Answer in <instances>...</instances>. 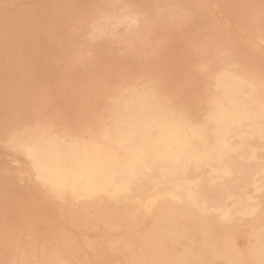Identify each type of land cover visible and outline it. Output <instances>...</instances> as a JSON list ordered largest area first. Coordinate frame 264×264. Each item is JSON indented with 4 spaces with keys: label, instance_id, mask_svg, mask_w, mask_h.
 <instances>
[{
    "label": "rangeland",
    "instance_id": "374dc122",
    "mask_svg": "<svg viewBox=\"0 0 264 264\" xmlns=\"http://www.w3.org/2000/svg\"><path fill=\"white\" fill-rule=\"evenodd\" d=\"M0 0V43L4 41L6 45L2 42L0 44V264H168L166 261H170L176 259L181 253L187 251L192 253L194 256L200 255L202 249L204 250V244L199 243L203 240H206L205 248L209 249L213 246L218 247L222 254L224 255V259L213 260L212 262H208V264H227L228 261H238L240 264H257L255 261V257L257 253H259L260 243L259 238L260 235L263 234L264 228V206H262L257 218H251L241 221L237 223L239 225H233L227 230L221 231L218 235L214 237L205 238L206 232L204 227H198L195 229L194 235L197 243L192 245L193 243L188 242L185 239H182L178 242H174L172 240H167L166 237L161 236L159 233L153 232L155 229V223L157 220L159 210L153 209L154 211H150L149 213H145V210L142 207L136 208L135 211L129 212L123 207H119L118 209L109 212L108 219L95 220L93 216L88 217L89 219H84L79 214L77 215V209L80 206V203L73 201H63L60 199L54 192L50 190L47 184L43 183L40 178H38L39 173L34 170V166L32 161L28 159L24 153L19 150V141L21 140H32L34 138H43V136L56 137L59 139L69 140V141H79V142H90L95 141L98 138V134L100 128H112L113 123L109 120V112H111V108L119 106L117 100L120 102V105L128 100L132 94L138 92H143L148 94L149 98L159 100L160 105L165 109V111L175 117H182L185 119H194L196 117H201L204 114L208 104L212 100V98L219 97L221 95L220 88V79L223 75L230 74L233 71L236 77H242L240 79H247V86L244 88L246 93L250 90V86H260L264 90V1L263 0ZM58 1V2H57ZM65 1V2H64ZM101 1V2H100ZM112 1V2H111ZM180 1L181 3H179ZM41 4H40V3ZM62 2V4H61ZM80 2V3H77ZM83 2V3H82ZM88 2V3H87ZM90 2V4H89ZM98 4H96V3ZM120 2V4H119ZM146 2H149L146 4ZM154 2V3H153ZM161 3L162 7L160 4ZM163 2V3H162ZM176 2V3H175ZM178 2V3H177ZM199 2V3H198ZM202 2V3H201ZM213 2V3H212ZM221 4H220V3ZM235 2V3H234ZM238 2V3H237ZM257 2V3H255ZM260 2V4H259ZM36 3V4H35ZM51 3V4H50ZM60 3V5L55 4ZM94 3V4H93ZM100 3V4H99ZM153 3V4H152ZM167 3V5H166ZM191 3V4H190ZM225 3V4H224ZM254 3V4H252ZM45 4V5H44ZM81 4V5H79ZM90 6H88V5ZM118 4V5H117ZM137 4V6H136ZM146 4V5H145ZM149 4V5H148ZM165 4V5H164ZM172 4V5H171ZM187 4V5H186ZM193 4V5H192ZM248 4V5H247ZM40 5V6H39ZM64 5V6H63ZM79 5V6H78ZM84 5V6H83ZM101 5V7H100ZM105 5V6H104ZM111 5V6H110ZM121 7H120V6ZM124 5V7H123ZM157 5V6H156ZM164 5V6H163ZM170 5V7L168 6ZM175 5V6H174ZM178 5V6H177ZM201 7H199V6ZM232 5V7H231ZM236 5V6H235ZM242 5L244 8H242ZM252 5V6H251ZM257 5V6H255ZM260 5V6H259ZM48 6V7H47ZM51 6V7H50ZM53 6V7H52ZM57 6V7H56ZM78 6V7H77ZM107 6V7H106ZM182 8H181V7ZM186 6V7H185ZM222 6V7H221ZM227 6V7H226ZM71 7V9H70ZM89 7V8H88ZM99 7V9H98ZM103 7V8H102ZM142 7V9H141ZM165 7V8H163ZM167 7V8H166ZM193 7V9H192ZM230 7V8H229ZM241 7V8H240ZM246 7V8H245ZM18 8V11H17ZM61 8V9H59ZM64 8V9H63ZM109 8V10H108ZM117 8V9H116ZM122 8V9H121ZM126 8V11L124 9ZM159 8V9H157ZM170 8V9H169ZM174 8V9H172ZM178 8V9H177ZM188 8V9H185ZM211 8V9H210ZM217 8V10H216ZM226 10H224V9ZM252 8V9H251ZM257 8V12H256ZM45 9V10H44ZM54 11H53V10ZM97 9V10H96ZM105 9V10H104ZM116 9V10H115ZM156 9V10H155ZM164 9V11H163ZM170 11H166V10ZM182 9V10H181ZM237 9V10H236ZM242 9V10H240ZM248 9V10H247ZM138 10V12H137ZM158 10V11H157ZM177 10V14L174 11ZM200 10V11H199ZM202 10V12H201ZM207 10V11H206ZM212 10V11H211ZM230 10V12H228ZM245 11V13L242 11ZM252 10V11H251ZM20 11V12H19ZM25 11V12H24ZM72 11V12H71ZM97 11V12H96ZM105 11V12H103ZM160 11V12H159ZM179 11V12H178ZM183 11V13H182ZM225 11V12H224ZM247 11V12H246ZM251 11V12H250ZM25 15L23 17L22 15ZM87 12V13H86ZM125 12V14H124ZM165 12V13H164ZM172 12V14L170 13ZM181 12V13H180ZM187 12V14H186ZM192 14H189L191 13ZM220 12V13H219ZM237 12V13H236ZM263 14H261V13ZM25 13V14H24ZM27 13V14H26ZM58 13V14H57ZM63 13V14H62ZM82 13V14H79ZM104 13V14H102ZM111 13V14H110ZM145 13V14H144ZM150 13V14H149ZM167 13V14H166ZM175 13V14H174ZM207 13V14H206ZM216 13V14H215ZM219 13V14H218ZM248 13V14H247ZM260 13V14H259ZM17 14V15H16ZM20 14V15H19ZM72 14V15H70ZM79 14V15H78ZM85 14V15H84ZM118 14V16H117ZM124 14V15H123ZM128 14V15H126ZM136 14V15H135ZM149 14V15H148ZM159 14V15H158ZM165 14V16H163ZM187 16H186V15ZM202 14V16H201ZM228 14V15H227ZM238 14V15H237ZM250 14V15H249ZM17 17H14V16ZM19 15V16H18ZM22 15V16H21ZM28 15V16H26ZM33 15V16H32ZM57 15V16H56ZM100 15V16H99ZM103 19H102V16ZM109 15V16H108ZM113 15L116 18H114ZM134 15V16H133ZM178 15V16H176ZM197 15V16H195ZM206 15V16H205ZM223 15V16H221ZM226 15L227 17H225ZM232 15V17H231ZM242 15V16H241ZM33 18H32V17ZM35 16V17H34ZM55 16V17H52ZM60 16V18H59ZM67 16V17H65ZM78 16V17H77ZM87 16V17H86ZM123 16V17H122ZM127 18H126V17ZM159 16V17H158ZM167 16V17H166ZM186 16V17H185ZM202 18H199V17ZM212 16V17H211ZM215 16V17H214ZM251 16V17H250ZM257 16L255 19L254 17ZM63 17V18H62ZM73 17V18H72ZM82 17V18H81ZM125 17V18H124ZM139 17V18H138ZM150 17V18H149ZM153 17V18H152ZM176 17V18H175ZM182 17V18H181ZM189 17V18H188ZM209 17V18H208ZM217 17V18H216ZM223 17V18H221ZM17 18V19H16ZM20 20L18 21V19ZM31 18V19H29ZM55 18V19H54ZM74 19L72 23L69 20ZM112 18V19H111ZM122 18V19H121ZM171 20H170V19ZM175 18V19H174ZM197 18V19H196ZM199 18V19H198ZM212 18V20H210ZM226 18V19H225ZM254 19L250 20V19ZM261 18V20L259 19ZM263 18V20H262ZM15 19V20H14ZM26 19V20H25ZM36 19V22H35ZM53 21H52V20ZM92 19V20H91ZM95 19V20H94ZM99 19V20H98ZM102 19V20H101ZM119 19V21H117ZM125 19V20H123ZM127 19V20H126ZM131 19V21H130ZM157 19V20H156ZM178 19V20H176ZM214 19V20H213ZM216 19V21H215ZM223 19V20H222ZM225 19V20H224ZM234 21H233V20ZM17 20V21H16ZM59 20V22L57 21ZM66 20V21H65ZM76 20V21H75ZM88 20V21H87ZM104 20V21H103ZM115 20V21H114ZM129 20V21H128ZM143 20V21H142ZM145 20V22H144ZM164 20V21H163ZM168 20V21H167ZM175 20V21H174ZM229 20V21H228ZM22 21V22H21ZM25 23H24V22ZM29 21V22H28ZM34 23H32V22ZM56 21V23H54ZM63 21L65 23H63ZM67 21L69 22L67 24ZM85 21V22H84ZM98 21V22H97ZM100 21V22H99ZM111 21V22H110ZM113 21V22H112ZM175 23H174V22ZM184 21V22H183ZM189 21L191 23H189ZM195 21V22H193ZM227 21V22H226ZM236 21V22H235ZM244 21V22H242ZM262 21V23H261ZM38 22V23H37ZM48 24H47V23ZM87 22V23H86ZM97 22V24H96ZM104 22V23H103ZM115 22V23H114ZM118 22V23H117ZM133 22V23H131ZM143 22L142 26L140 25ZM148 22V23H147ZM162 22V23H160ZM172 22V23H171ZM177 22V24H176ZM181 22V23H180ZM208 24H207V23ZM235 22V23H234ZM21 23V25H20ZM30 23L32 25H30ZM81 25H80V24ZM94 27H92L93 25ZM114 23V24H113ZM121 23V24H120ZM123 23V24H122ZM136 25L134 26V24ZM164 23V24H163ZM170 23V24H168ZM189 23V24H188ZM216 23V24H213ZM221 23V24H220ZM225 23V24H224ZM227 23V25H226ZM229 23V24H228ZM247 23V24H246ZM261 25H260V24ZM24 24V25H23ZM29 24V25H28ZM50 24V25H49ZM64 24V25H62ZM66 24V25H65ZM85 24V25H84ZM91 24V25H90ZM100 24V25H98ZM105 24V25H104ZM109 24V26H108ZM126 24V26H125ZM131 24V25H130ZM166 24V25H165ZM178 27H175L176 25ZM187 24V25H185ZM192 24V25H191ZM199 24V25H198ZM212 24V25H211ZM219 24V25H218ZM224 24L222 27L221 25ZM235 24V26H234ZM252 24V25H251ZM28 27H25V26ZM36 25V26H35ZM38 25V26H37ZM45 25V26H44ZM97 25V28H96ZM111 25V26H110ZM119 25V26H118ZM134 27H133V26ZM153 25V26H152ZM206 25V26H205ZM233 25V26H231ZM240 29H238V27ZM244 27H243V26ZM250 25V26H249ZM256 25V26H255ZM22 28V32L18 29ZM30 26V27H29ZM33 26H35L33 28ZM73 26V27H72ZM99 26V27H98ZM119 27V30L117 27ZM125 26V27H124ZM150 26V27H149ZM160 26V27H157ZM182 26V27H181ZM203 26V27H202ZM219 26V27H218ZM225 26V27H224ZM229 26V28H228ZM249 28H248V27ZM38 27V28H37ZM82 27V28H81ZM108 30H106L105 28ZM127 28L126 32L124 31ZM139 27V29L137 28ZM144 30H143V28ZM181 27V28H180ZM188 27V28H187ZM207 27V28H206ZM210 27V28H209ZM246 27L248 29H246ZM259 27V28H258ZM27 28V29H25ZM33 28V29H32ZM47 28V29H45ZM68 28V29H67ZM121 28V29H120ZM129 28V29H128ZM134 30H133V29ZM140 28L142 29L141 34ZM147 28V29H146ZM157 28V29H156ZM166 28V29H165ZM195 28V29H194ZM202 28V29H201ZM205 28L207 30H205ZM214 28V29H212ZM220 28V29H219ZM235 30H233V29ZM37 29H39L37 31ZM97 29V30H96ZM137 29V30H136ZM156 29V30H155ZM159 29H161L159 31ZM172 29V30H171ZM194 29V30H193ZM204 29V30H203ZM230 29V30H229ZM260 29V31H259ZM262 29V32H261ZM15 30V31H14ZM30 30V31H29ZM34 30V33H33ZM71 30V31H70ZM84 30V31H83ZM99 30V31H98ZM130 30V31H129ZM136 30V31H135ZM185 30V31H184ZM212 30V33H211ZM214 30V32H213ZM241 30V31H240ZM248 33H247V31ZM37 31V32H36ZM48 31V32H45ZM91 31V32H90ZM95 31V32H94ZM105 31V32H104ZM110 31V32H107ZM133 31V32H132ZM138 31V33H137ZM156 31V32H155ZM172 31V32H171ZM181 31V32H180ZM196 31V32H195ZM201 31V32H200ZM204 31V32H203ZM206 31V32H205ZM222 31H224L222 33ZM233 31V32H232ZM12 32V33H10ZM19 32V33H18ZM53 32V33H52ZM55 32L58 34L56 35ZM71 32V33H69ZM85 32V33H84ZM89 32V33H88ZM96 34H94V33ZM104 32V33H101ZM114 32V33H113ZM118 32V33H117ZM132 32L134 35H131ZM135 32V33H134ZM159 32V33H158ZM162 32V33H161ZM164 32V33H163ZM168 32V33H167ZM176 32V33H175ZM210 32V33H209ZM215 32H217L215 34ZM14 33V36H13ZM22 35H21V34ZM28 35V38H24V35ZM38 33V34H37ZM82 33V34H81ZM98 33V35H97ZM109 33V34H106ZM113 33V36H112ZM116 33V35H115ZM174 33V35H173ZM180 33V34H179ZM186 33V34H185ZM191 33V35H190ZM209 33V34H208ZM220 33V34H219ZM227 33V34H226ZM255 33V34H254ZM256 33L258 35H256ZM260 33V34H259ZM10 34V35H9ZM12 34V35H11ZM33 34V35H32ZM51 38H50V36ZM55 34V35H54ZM71 34V36L69 35ZM75 34V37L74 35ZM77 34V35H76ZM83 34H86L83 36ZM101 34V35H100ZM123 34V35H122ZM126 34V36H125ZM162 34V35H161ZM168 34V35H167ZM237 34V35H236ZM240 34V35H239ZM25 35V37H26ZM36 36V38L34 37ZM45 35V36H43ZM91 35V36H90ZM94 35V39L92 40ZM97 35V36H96ZM104 35V36H103ZM115 35V37H114ZM142 36L140 39L139 36ZM166 35V36H165ZM177 35V36H176ZM188 35V36H187ZM200 35V37H199ZM214 37H212V36ZM253 35V36H252ZM19 36V37H18ZM30 36V37H29ZM33 36V37H32ZM43 36V37H42ZM55 36V37H54ZM60 36V37H59ZM78 36V37H77ZM83 36V37H81ZM90 36V37H89ZM101 36V37H100ZM109 36V37H107ZM132 36V37H131ZM134 36V37H133ZM144 36V37H143ZM168 36V37H167ZM195 36V38H193ZM222 36V37H221ZM248 36L251 38L249 39ZM259 36V38H258ZM6 37V38H5ZM8 37V38H7ZM13 37V38H12ZM16 40H15V38ZM21 37V39H20ZM32 37V38H31ZM45 37V38H44ZM59 37V38H58ZM75 40H73V38ZM77 37V38H76ZM87 37V38H85ZM104 37L105 40H104ZM112 37V40H111ZM117 37V38H116ZM126 37V38H125ZM136 37V38H135ZM188 37V38H187ZM221 37V38H219ZM11 38V39H10ZM23 38V39H22ZM41 38V39H40ZM55 38V40H53ZM58 38V39H57ZM79 38V39H78ZM81 38V40H80ZM91 38V39H90ZM97 38V39H96ZM140 40H139V39ZM175 38V39H174ZM209 38V39H207ZM210 38L213 40H210ZM219 42H218V39ZM249 40H248V39ZM263 38V39H262ZM5 39V40H4ZM8 39V40H7ZM14 39L17 42L11 41ZM26 39V40H25ZM153 41H152V40ZM161 41H160V40ZM182 39V40H180ZM197 39V41H196ZM216 39V41H215ZM22 40V44H21ZM31 40V41H30ZM49 40V41H48ZM71 40V41H70ZM91 40V41H90ZM104 40V41H103ZM154 43H152L151 41ZM178 40V41H177ZM186 40V41H185ZM209 40V41H207ZM252 40V41H251ZM259 42H258V41ZM6 41V42H5ZM53 41V42H52ZM56 41V42H55ZM70 41V42H69ZM81 41H83L81 43ZM86 41V42H85ZM107 41V42H105ZM131 41V42H129ZM164 41V42H162ZM180 41V42H179ZM204 41V44H203ZM213 41V42H212ZM237 41V43H236ZM251 41V42H249ZM261 41V42H260ZM27 42V43H25ZM36 42V43H35ZM48 42V43H47ZM78 42V43H77ZM99 42V43H97ZM105 42V44H104ZM118 42V43H117ZM162 42V43H161ZM170 42V43H169ZM173 42V44H172ZM177 42V45H176ZM198 42V43H197ZM210 42V43H208ZM249 42V43H248ZM254 42V43H253ZM7 43L10 45H7ZM12 43V44H11ZM20 43V44H19ZM34 43V44H32ZM63 43V44H62ZM76 43V44H75ZM88 43V44H87ZM89 46H85L86 45ZM94 43V45H93ZM113 43V44H112ZM128 45L126 46L125 45ZM129 43V44H128ZM149 44V45H146ZM152 43V44H151ZM195 43V44H194ZM212 43V44H211ZM214 43V44H213ZM219 43V45H218ZM222 43V45H220ZM246 43V44H245ZM251 43V44H250ZM44 44V45H43ZM103 44V45H102ZM110 46H109V45ZM117 44V45H116ZM142 44V45H141ZM162 44V45H160ZM193 44V45H192ZM201 44V45H200ZM206 44V45H205ZM211 44V45H209ZM236 44V45H235ZM240 44V45H239ZM257 44V45H256ZM17 45V46H16ZM28 45V46H27ZM51 45V46H50ZM98 45V46H97ZM112 45V46H111ZM116 45V46H115ZM152 45V46H151ZM155 45V47L153 46ZM159 47H158V46ZM167 45V46H166ZM248 45V46H247ZM251 45V46H249ZM14 46L16 53H14ZM26 46V47H25ZM54 46V47H53ZM56 46V47H55ZM81 46V47H80ZM142 46V47H141ZM149 46V49H147ZM170 46V47H169ZM176 46V47H175ZM180 46V48L178 47ZM183 46V47H182ZM204 46V47H203ZM213 46V47H212ZM218 46V47H216ZM2 47V48H1ZM9 47V49H8ZM17 47H19L17 49ZM99 47V48H98ZM108 47V48H107ZM118 47V48H117ZM127 47V48H125ZM140 47V48H139ZM153 47V48H152ZM168 48V51L166 48ZM186 47V48H185ZM208 47V48H207ZM213 50H212V48ZM254 47V48H252ZM257 47V48H256ZM13 50L11 51V49ZM27 48V49H26ZM57 48V49H56ZM82 48V49H81ZM112 48V49H111ZM114 48V49H113ZM139 50L137 51L136 50ZM139 48V49H138ZM142 48V49H141ZM165 48V49H164ZM175 48V49H174ZM179 48V49H178ZM226 48V49H225ZM5 49V50H4ZM21 49V50H20ZM29 49V50H28ZM78 49V50H77ZM99 49V52H98ZM128 49V50H127ZM131 49V50H130ZM135 49V50H134ZM146 49V50H145ZM158 49V50H157ZM163 49V50H162ZM170 49V50H169ZM177 49V50H176ZM212 51H210V50ZM217 50V51H214ZM225 49V50H224ZM2 50V52H1ZM53 50V51H52ZM58 50V51H57ZM116 50V51H115ZM142 50V51H141ZM145 50V51H144ZM152 50L154 52H152ZM155 50L157 51L155 53ZM163 52H161V51ZM182 50V52H181ZM236 50V51H235ZM257 50V51H256ZM259 50V51H258ZM14 51V52H13ZM55 51V53H54ZM74 51V52H73ZM96 51V52H94ZM101 51V52H100ZM129 51V53H127ZM132 51V53H131ZM135 51V52H134ZM151 51V52H150ZM174 51V53H173ZM206 51V53H205ZM240 51V52H239ZM9 52V53H8ZM42 52V53H41ZM90 52V54H89ZM104 52V53H103ZM138 52V53H136ZM146 52V53H145ZM148 52V53H147ZM165 52V54H164ZM180 52V53H179ZM188 52V53H187ZM193 52V53H192ZM213 52V53H212ZM220 52V53H217ZM222 52V53H221ZM230 52V53H228ZM11 53V55H9ZM19 53V55H18ZM23 53V54H22ZM26 56H25V54ZM45 53V54H44ZM48 53V54H47ZM50 53V55H49ZM57 53V54H56ZM65 53V54H64ZM84 53V54H83ZM88 53V55L86 54ZM92 53V54H91ZM97 55H96V54ZM109 53V55H108ZM118 58H114L116 56ZM120 53V54H119ZM127 53V54H126ZM136 53V54H135ZM161 53V54H160ZM179 53V54H177ZM248 53V54H247ZM7 54V56H6ZM28 54V55H27ZM32 54V55H31ZM95 56H94V55ZM101 54V55H100ZM119 54V56H118ZM126 56H124V55ZM131 54V55H130ZM134 54V55H133ZM144 54V55H143ZM163 54V55H162ZM229 54V56H228ZM261 54V55H260ZM9 55V56H8ZM31 55V56H30ZM35 55V56H34ZM54 55V56H53ZM67 55V56H66ZM82 55V56H81ZM93 55V56H92ZM111 55V56H110ZM113 55V56H112ZM132 57H130V56ZM155 55V56H154ZM162 57H160V56ZM166 55V56H165ZM174 55V56H172ZM180 55V56H179ZM189 55V56H186ZM192 55V57H191ZM213 55V56H212ZM253 55V58H252ZM258 55V56H257ZM52 56V57H51ZM91 56V57H90ZM103 58H100V57ZM106 56V57H105ZM195 56V57H194ZM237 56V58H235ZM244 56V57H243ZM7 57H11L8 58ZM40 57V59H38ZM87 57V58H86ZM89 57V58H88ZM112 59H110V58ZM147 57V58H146ZM159 57V58H158ZM168 60V61H166ZM172 57V58H171ZM174 57V58H173ZM185 57V59L183 58ZM228 57V58H227ZM249 57V58H247ZM22 58V59H21ZM35 58V59H34ZM53 58V59H51ZM99 58V59H98ZM108 58V60H107ZM127 60H125V59ZM128 58V59H127ZM135 58V60H134ZM157 58V59H155ZM181 58V59H180ZM226 58V59H225ZM257 58V59H255ZM4 59V60H3ZM91 59V61L89 60ZM95 59V60H94ZM115 60V62H113ZM123 59V60H122ZM161 59V60H159ZM164 59V60H163ZM171 59H175L174 61ZM210 59V60H209ZM231 59L233 61H231ZM241 60V62L239 60ZM253 59V60H251ZM261 59V60H260ZM50 60V61H49ZM67 60V61H66ZM99 60V61H98ZM103 60V61H102ZM111 60V61H110ZM124 64L122 63V61ZM130 60V61H129ZM140 60V63H139ZM178 60V61H177ZM181 60V61H180ZM183 60V61H182ZM187 60V61H186ZM8 61V62H7ZM12 61V63H11ZM18 61V62H17ZM27 61V62H26ZM83 61V62H82ZM96 61V62H95ZM100 63L98 64L97 63ZM102 61V62H101ZM107 61V62H106ZM129 61V62H128ZM155 61L154 63H151ZM161 61V63L159 62ZM165 61V62H163ZM176 61V62H175ZM180 61V62H179ZM191 63H189V62ZM223 61V62H222ZM231 61V62H230ZM240 63H239V62ZM255 61V62H254ZM36 62V63H35ZM37 62L39 64H37ZM51 62V63H50ZM109 62V63H108ZM111 62V64H110ZM121 62L123 64L120 65ZM132 62V64H131ZM157 62V63H156ZM175 62V63H174ZM201 62V64H200ZM206 62V63H205ZM216 62V63H214ZM250 62V63H249ZM253 62V63H252ZM257 62V63H256ZM7 66H6V64ZM11 63V64H9ZM17 63L19 66H17ZM35 63V64H34ZM41 63V64H40ZM56 63V64H54ZM108 65H107V64ZM135 66H134V64ZM142 63V65H141ZM159 63V64H158ZM163 63V64H162ZM170 63V64H169ZM176 65H174V64ZM194 63V64H193ZM211 63V65H210ZM243 63H247L246 65ZM252 63V64H251ZM261 63V65H260ZM2 64V65H1ZM22 64V65H21ZM31 64V65H29ZM45 64V65H44ZM65 64V65H64ZM91 66H90V65ZM116 65L113 68L112 65ZM129 64L133 67L130 69ZM147 64V65H145ZM151 64V66H149ZM154 64V65H152ZM179 64V65H178ZM214 64V65H213ZM227 64V65H226ZM231 64V65H230ZM255 64V65H254ZM5 65V66H4ZM9 65V68H8ZM15 65V66H14ZM33 65V66H32ZM39 65V66H38ZM49 65V67H48ZM55 65V67H53ZM98 65V67L96 66ZM110 65V66H109ZM119 67H118V66ZM125 65V66H124ZM137 65V67H136ZM162 71L160 73L159 70ZM164 65V66H163ZM241 67H239V66ZM259 65V66H258ZM3 66V67H1ZM12 66V68H10ZM31 66V67H30ZM36 66V67H35ZM73 66V67H72ZM79 66V69H78ZM109 69L107 70V67ZM158 66L159 68H155ZM163 66V67H162ZM192 66V67H191ZM194 66V67H193ZM202 66V67H201ZM207 66V67H206ZM229 66V68H228ZM237 66V67H235ZM248 66V67H247ZM252 66V67H251ZM257 66V67H256ZM24 67V68H23ZM26 67V68H25ZM29 67V69H27ZM33 67V70L31 69ZM35 67V68H34ZM53 69H52V68ZM76 68L75 70L73 68ZM96 69H94V68ZM126 67V68H125ZM140 67V68H139ZM148 67V68H147ZM165 67V68H164ZM173 67V68H172ZM224 67V68H223ZM227 67V68H226ZM232 67L233 69H231ZM254 69V70H252ZM255 67V68H254ZM259 67V68H258ZM5 68V69H4ZM8 69V71L6 70ZM19 68V69H18ZM39 69V71L37 70ZM49 68V69H48ZM51 68V69H50ZM70 68V69H69ZM113 68V70H112ZM118 68V70L116 69ZM122 70H121V69ZM125 68V69H124ZM128 68V69H127ZM136 68V69H135ZM143 68V69H141ZM147 68V69H146ZM152 68V69H151ZM164 68V69H163ZM191 68V69H190ZM205 68V73L204 69ZM226 68V69H225ZM239 69V71L237 69ZM247 68V69H246ZM14 69V70H13ZM48 69V70H47ZM58 69V70H57ZM63 69V70H62ZM86 73H84V70ZM106 71H104V70ZM115 69V73H113ZM124 69V70H123ZM132 75L131 74V70ZM145 69V70H144ZM151 69V71H150ZM216 69V70H215ZM231 71H230V70ZM245 69V71L243 70ZM259 69H261L259 71ZM6 70V71H5ZM19 70V71H18ZM21 70H25L22 73ZM27 70V71H26ZM32 70V71H31ZM36 70V71H35ZM43 70V71H42ZM47 70V71H45ZM60 70V71H59ZM68 70V71H67ZM100 70V73H99ZM127 73H126V71ZM144 70V71H143ZM156 70V71H155ZM207 70V71H206ZM220 70V71H219ZM236 70V71H235ZM21 71V73H20ZM34 71V73H33ZM52 71V74H51ZM56 71V73H55ZM65 71V73H64ZM72 71V73H71ZM90 71V73H89ZM104 71V73H103ZM112 73L114 74H111ZM121 71V73H120ZM126 74L123 75L122 74ZM137 71V73H136ZM143 71V73H142ZM153 71V74H152ZM210 71V73H209ZM224 71V73H223ZM247 71V73H246ZM4 75H3V74ZM7 73V74H5ZM10 75H9V74ZM13 73V74H12ZM16 76H15V74ZM20 73V74H19ZM39 73V74H38ZM55 73V74H54ZM59 73V74H58ZM76 73L78 74L76 76ZM84 73V75H83ZM107 73V74H106ZM110 73V74H109ZM117 73V74H116ZM140 73V74H139ZM150 74L149 75H146ZM173 73V74H172ZM223 73L222 76H220ZM227 73V74H226ZM253 73V74H252ZM262 73V74H260ZM12 74V75H11ZM19 74V75H18ZM22 74V75H21ZM24 74V76H23ZM29 76H28V75ZM33 74V76H32ZM37 74V75H36ZM43 76H41V75ZM61 74V75H60ZM92 74V75H91ZM99 74V75H98ZM109 74V75H108ZM116 74V75H115ZM155 74V75H154ZM208 74V75H206ZM250 74V75H249ZM260 76V77H258ZM8 75V77L6 76ZM21 75V76H20ZM31 75V76H30ZM52 75V76H51ZM65 75V76H64ZM73 75V76H72ZM102 75V76H101ZM106 75V76H105ZM119 75V76H117ZM123 75V76H122ZM140 75V78H139ZM144 75V76H143ZM159 75V76H158ZM231 75H233L231 73ZM242 75H245L244 77ZM253 75V76H252ZM3 76V77H2ZM13 76V77H12ZM35 76V77H34ZM46 76V77H45ZM60 76V77H59ZM69 76V77H68ZM71 76V77H70ZM79 76V77H78ZM96 76L98 78H96ZM105 76V77H103ZM111 76V77H110ZM121 76V77H120ZM194 76V77H193ZM198 76V77H197ZM216 76V78H215ZM219 76V77H218ZM247 76V77H246ZM252 76V77H251ZM262 76V77H261ZM7 77V78H6ZM23 77V78H22ZM37 77V78H36ZM68 77V78H67ZM90 77V78H89ZM93 77V78H92ZM113 77H115L113 79ZM118 77V78H116ZM120 77V78H119ZM123 77V79H121ZM130 77V78H129ZM146 77V78H145ZM152 77V78H151ZM156 77V78H154ZM159 77V78H158ZM172 77V80L171 78ZM202 77V78H201ZM214 77V78H213ZM255 77H258L256 79ZM5 78V81L4 79ZM11 78V79H9ZM17 82L10 83L13 79ZM18 78L19 83L17 79ZM21 78V79H20ZM33 78V79H32ZM54 80H52V79ZM83 80H82V79ZM112 78V79H110ZM154 78V79H153ZM159 80H158V79ZM165 78V79H164ZM167 78V79H166ZM169 78V79H168ZM198 78V79H197ZM200 78V79H199ZM213 78V79H212ZM263 78V79H262ZM2 79L4 82H2ZM8 79V80H7ZM23 79V80H22ZM42 79V80H41ZM79 79V80H78ZM98 79V80H97ZM104 79V81H103ZM118 79V80H117ZM127 79V80H125ZM141 81L143 82H140ZM157 79V80H156ZM209 79V80H208ZM249 79V80H248ZM254 79V85L252 83ZM256 79V80H255ZM32 80V83H31ZM38 80V81H37ZM58 80V81H57ZM60 80V81H59ZM70 80V81H69ZM85 80V81H84ZM88 80V81H87ZM111 80V81H108ZM114 80V81H113ZM116 80V82H115ZM152 82H151V81ZM153 80L156 82L153 83ZM163 80V81H161ZM169 80V81H168ZM174 84H171V81ZM195 80V81H194ZM205 80V81H204ZM216 80V82H214ZM259 80V81H257ZM10 81V82H9ZM34 81V82H33ZM40 81V83H39ZM43 81V82H42ZM47 81H49L47 83ZM63 83H62V82ZM73 81V83H72ZM76 81V83H74ZM120 81V83H119ZM121 81L123 83H121ZM136 81V82H135ZM139 81V82H138ZM219 81V82H218ZM251 81V82H250ZM2 82V83H1ZM25 82V85L24 83ZM39 84H38V83ZM45 82V83H44ZM55 82L56 84H53ZM81 82V83H80ZM87 82V83H86ZM99 82V83H98ZM104 82V83H103ZM107 82V83H106ZM112 82V83H111ZM115 82V83H113ZM137 85H135V83ZM168 82V84H167ZM188 82V84H186ZM209 84H208V83ZM250 82V83H249ZM7 83V84H6ZM15 83V84H13ZM31 83V84H30ZM36 83V84H35ZM58 83V84H57ZM80 83V84H79ZM83 83V84H82ZM85 83V84H84ZM91 83V84H90ZM93 83V84H92ZM106 83V84H105ZM151 85H150V84ZM176 83V84H175ZM218 83V84H217ZM252 83V84H251ZM259 83V84H258ZM5 84V85H3ZM21 84V87H19ZM35 84V85H34ZM74 84V85H73ZM96 84V85H95ZM110 86H109V85ZM118 84V85H116ZM132 84V85H131ZM145 84L143 87L142 85ZM159 84V86H157ZM161 84V85H160ZM206 84V85H203ZM217 86H216V85ZM257 84V85H256ZM2 85V86H1ZM7 85V87H6ZM17 85V86H15ZM44 85V86H43ZM59 85V87H58ZM79 89H78V87ZM105 85V86H104ZM115 85V86H113ZM134 85V86H133ZM141 89L139 88V86ZM148 85L150 88H148ZM166 85V86H165ZM167 85H169L167 87ZM212 85V86H211ZM214 85V86H213ZM9 86V87H8ZM11 86V88H10ZM26 86L27 88H25ZM34 86V87H33ZM40 86V87H39ZM66 86V87H64ZM89 86V87H88ZM107 86V87H106ZM109 86V87H108ZM128 86V87H127ZM132 89H131V87ZM154 86V87H153ZM173 86V87H172ZM175 86V88H174ZM206 86V87H205ZM209 86V87H208ZM249 86V87H248ZM17 87V89H16ZM39 87V88H38ZM58 87V88H57ZM62 87V88H61ZM72 87V88H71ZM91 87V88H90ZM96 89L95 91L94 88ZM100 87V88H99ZM172 87V88H171ZM199 87V88H198ZM4 88V89H1ZM8 88V89H7ZM10 88V89H9ZM27 89L25 91V89ZM35 91H34V89ZM50 88V89H49ZM70 88V89H68ZM86 88V89H85ZM114 88V89H113ZM117 88V89H116ZM131 90H130V89ZM134 88V89H133ZM152 88V89H151ZM163 88V89H162ZM167 88V89H164ZM170 88V89H168ZM201 88V89H200ZM208 88V89H207ZM216 88V89H215ZM218 88V89H217ZM22 89V90H20ZM31 89V90H30ZM59 89V90H58ZM62 89V90H61ZM64 89V91H63ZM74 89V90H72ZM92 89V90H91ZM108 93H107V91ZM109 89V90H108ZM119 89V90H118ZM122 89V91L120 90ZM127 89V91H126ZM137 89V90H135ZM173 89V90H172ZM211 89V90H210ZM8 90V91H7ZM10 90V91H9ZM14 90V91H12ZM16 90V91H15ZM51 90V91H50ZM62 92H61V91ZM78 92H77V91ZM83 90V91H82ZM105 90V91H104ZM117 90V92H116ZM154 90V91H153ZM161 90V91H160ZM5 93H4V92ZM24 92V97L23 92ZM30 91V93H29ZM35 95H33L32 93ZM46 91V92H45ZM58 91V92H57ZM69 93H68V92ZM74 91V92H73ZM85 91V92H84ZM98 91V92H97ZM102 91V92H101ZM126 91V92H124ZM129 91L131 92L129 95ZM151 91V93L149 92ZM153 91V92H152ZM158 91V92H157ZM205 91V93H203ZM3 92V93H2ZM9 92V93H8ZM17 94L15 97L12 96ZM22 92V93H21ZM35 92V93H34ZM50 92V93H49ZM65 92V93H64ZM115 92V93H114ZM122 92V94L120 93ZM126 96L124 95V93ZM167 94V98L165 94ZM40 93V94H39ZM43 93V94H42ZM47 93V95L45 94ZM59 93V94H58ZM63 96H59L62 95ZM75 93V94H73ZM77 93V94H76ZM90 93V94H88ZM115 99L114 98V95ZM118 93V94H117ZM128 93V94H127ZM150 93V94H149ZM153 93V94H152ZM155 93H157L155 95ZM220 93V94H218ZM5 94L7 95L5 97ZM29 94V96H28ZM32 94V95H31ZM42 94V98H41ZM51 94V95H50ZM58 97H56L55 96ZM80 94V95H79ZM94 94V95H93ZM98 94V95H97ZM160 94V95H159ZM195 94V95H194ZM209 94V96H207ZM3 95V96H2ZM19 95V96H18ZM39 95V96H38ZM70 95V96H69ZM80 98H79V96ZM88 95V96H87ZM112 97H111V96ZM153 95V96H152ZM162 95V96H161ZM214 95V96H213ZM12 96V97H11ZM21 96V97H20ZM31 96V98H30ZM33 96V97H32ZM46 96V99H44ZM51 99L49 100L47 98ZM53 98H52V97ZM69 98H68V97ZM83 96V97H81ZM87 96V97H86ZM91 96V97H90ZM95 97L92 98V97ZM155 96V97H154ZM158 96V97H157ZM185 96V97H184ZM211 96H213L211 98ZM10 99L13 100L8 103ZM14 97V98H13ZM23 97V98H22ZM37 97V98H34ZM56 97V98H55ZM62 97V98H61ZM71 97V98H70ZM107 97V98H106ZM160 97V98H159ZM163 97V98H161ZM202 97V98H201ZM210 99H208V98ZM24 98H27L24 100ZM74 98H78L75 99ZM84 98V99H83ZM102 98V100H101ZM125 101H124V99ZM4 99L6 101H4ZM35 101H33V100ZM67 99V100H66ZM83 99V100H82ZM109 99V101L107 100ZM114 101H113V100ZM123 99V100H122ZM167 99V100H165ZM188 99V100H185ZM204 99V100H203ZM28 100V101H27ZM44 100L46 101L44 104ZM48 100V101H47ZM66 100V101H65ZM73 100V101H72ZM85 100V102H84ZM90 100V101H89ZM101 100V102H100ZM111 100V101H110ZM201 100V101H199ZM18 103H17V102ZM22 101L25 102L22 103ZM33 101V102H31ZM43 101V103H42ZM52 101V103H50ZM79 103H78V102ZM81 101H83L81 103ZM93 101V102H91ZM188 101V103H187ZM206 101V102H204ZM208 101V102H207ZM39 104H38V103ZM58 102V105H57ZM77 102V103H76ZM105 102V103H104ZM108 102V103H107ZM113 104H112V103ZM117 102V103H116ZM170 102V105H169ZM186 102V103H185ZM204 102V103H203ZM31 103V105H30ZM35 103V104H34ZM49 103V104H48ZM74 103V105H73ZM84 103V104H83ZM92 103V104H91ZM102 103V105L100 104ZM115 103V104H114ZM158 103V102H157ZM208 103V104H207ZM14 104V105H12ZM17 104V105H16ZM29 104V105H28ZM45 108H41L42 105ZM83 104V105H82ZM111 104V105H110ZM181 104V106H180ZM199 104V105H198ZM11 105V106H10ZM77 105V106H76ZM79 105V106H78ZM90 105V106H89ZM100 105V107L98 106ZM116 105V106H115ZM166 105V106H164ZM12 106H15V108ZM47 106V107H46ZM50 106V107H48ZM53 106V107H52ZM68 106V107H65ZM81 106V107H80ZM85 106V107H84ZM112 106V107H111ZM2 107H4L2 109ZM33 107V108H31ZM58 107V108H57ZM90 107V108H89ZM97 107V109H96ZM110 110H109V108ZM22 108V109H21ZM26 108V109H24ZM31 108V109H30ZM48 108V109H47ZM56 108V110H54ZM61 108V109H60ZM67 110H66V109ZM77 110H76V109ZM84 108V109H83ZM95 108V110L92 109ZM102 110H101V109ZM106 108V109H104ZM168 108V109H167ZM172 108V109H170ZM16 109V110H15ZM70 109V110H69ZM108 109V110H107ZM167 109V110H166ZM175 109V110H174ZM8 110V111H7ZM13 110V111H11ZM16 113H15V111ZM30 110V111H28ZM49 110L48 112H46ZM58 110V111H57ZM69 110V111H68ZM83 110V111H82ZM107 110V111H106ZM169 110V111H168ZM5 111L4 115L3 114ZM19 111L22 113H19ZM59 113H57V112ZM79 111V112H78ZM87 111V112H86ZM90 111V112H89ZM10 112H14L12 115ZM25 112V114H24ZM66 114H65V113ZM89 112V113H88ZM95 112V113H94ZM99 112V114L97 113ZM106 112V113H103ZM20 116H19V114ZM27 113V114H26ZM32 113V114H31ZM48 113L51 115H48ZM83 113V114H82ZM93 113V114H90ZM34 114V115H33ZM36 114V115H35ZM55 114V115H54ZM69 114V115H68ZM71 114V115H70ZM75 114V115H74ZM85 114L90 115L86 116ZM23 115V116H21ZM66 118H65V116ZM92 115V116H91ZM102 116V118L100 116ZM107 115H109L107 117ZM4 116V117H3ZM27 116V117H26ZM35 118H34V117ZM41 116V117H40ZM44 117V121L43 120ZM54 116V117H53ZM75 116V117H74ZM96 116V117H95ZM9 117V118H8ZM14 117V119H13ZM24 117V118H23ZM31 117V118H30ZM57 117V118H56ZM38 118V119H37ZM63 118V120H62ZM75 118V119H74ZM90 118V119H89ZM96 118V119H95ZM108 118V119H107ZM3 119V120H2ZM23 119H26L25 121ZM28 119V120H27ZM33 119V120H32ZM42 119V122H41ZM56 119H58L56 121ZM60 119V120H59ZM65 119V120H64ZM95 119V121H94ZM19 120V121H18ZM30 120V121H29ZM48 120V121H47ZM76 120V121H75ZM82 120V122H81ZM92 120V121H91ZM99 120V121H98ZM101 120V121H100ZM106 123H104L103 122ZM12 121V122H11ZM14 121V122H13ZM54 121V122H53ZM88 121V122H87ZM98 121V125H97ZM6 122V123H5ZM25 122V125H23ZM31 122V123H30ZM34 122V123H33ZM64 122V123H62ZM67 122V123H66ZM11 123V124H10ZM13 123V124H12ZM16 123V124H15ZM21 123V125H20ZM39 123V124H38ZM44 123V124H42ZM47 123V125H46ZM53 126H52V124ZM56 123V124H55ZM61 123L63 125H61ZM94 123V124H92ZM95 123L97 127L95 126ZM104 123V124H103ZM109 123V124H108ZM6 124V125H5ZM28 124V125H27ZM31 124V126L29 125ZM74 124V125H73ZM77 124V125H76ZM88 124V125H87ZM80 125V126H79ZM90 125V126H89ZM102 125V126H101ZM110 125V126H109ZM20 128H19V127ZM33 126V127H32ZM42 127V129L40 128ZM48 126V127H46ZM60 126V131L57 127ZM85 126V127H83ZM93 126V128H92ZM99 126V127H98ZM107 126V127H106ZM30 127V128H29ZM39 127V128H38ZM46 127V128H45ZM53 129L51 131V129ZM70 127L73 128L70 130ZM79 127V129H78ZM10 128V130H8ZM44 128V130H43ZM68 128V129H67ZM87 128L86 130H84ZM95 128V129H94ZM98 128V129H97ZM27 129V131H25ZM34 129V130H32ZM49 129V130H48ZM83 131H82V130ZM48 130V131H47ZM55 130V131H54ZM78 130V131H76ZM104 130V129H103ZM11 131V132H10ZM31 131V133H30ZM37 131V132H36ZM44 131V132H43ZM51 131V132H50ZM91 131V132H90ZM96 131V133L94 132ZM24 134H23V133ZM40 132V133H39ZM43 132V133H42ZM46 132V133H45ZM48 132V133H47ZM81 132V133H80ZM85 132V133H84ZM88 132V133H87ZM262 132L264 133V124ZM14 133V135H13ZM60 133V134H59ZM67 133V134H65ZM69 133V134H68ZM23 134V135H22ZM28 134V135H27ZM42 134V135H41ZM47 134V135H46ZM51 134V135H50ZM76 134V135H75ZM78 134V135H77ZM86 134V135H85ZM89 134V135H88ZM93 134V135H92ZM246 133L242 134V141L245 142L244 149L247 150L249 145L250 147L258 148L257 150H262L259 152L262 153V159L258 162H254L251 166L256 167L264 164V140L260 141L259 138L256 140H248L245 138ZM7 137H4V136ZM13 135V136H12ZM18 135V136H17ZM26 135V136H25ZM41 135V136H39ZM91 135V136H90ZM12 136V138H11ZM31 136V137H30ZM60 136V137H59ZM95 136V137H94ZM14 137V138H13ZM28 137V138H27ZM245 139V140H244ZM11 141V143H10ZM256 141H258L256 143ZM248 142V143H247ZM16 143V144H14ZM247 143V144H246ZM253 143V144H251ZM13 144V145H12ZM263 144V145H260ZM16 145V146H15ZM253 145V146H252ZM259 145V146H258ZM2 146V147H1ZM5 146V148H4ZM246 146V147H245ZM4 149V150H3ZM6 149H9L6 151ZM3 151V153H2ZM10 151V152H9ZM20 151V153H19ZM17 152V153H16ZM15 154V155H14ZM19 157V158H17ZM27 158V160H26ZM29 160V161H28ZM16 161V162H15ZM261 161V162H260ZM20 163V164H19ZM18 164V165H16ZM24 164V165H22ZM32 164V166H31ZM24 166V167H23ZM29 167V168H28ZM20 168V169H19ZM33 168V169H32ZM22 170V171H21ZM24 170V171H23ZM34 170V171H33ZM30 172V173H29ZM34 172V173H33ZM23 176V177H22ZM264 176V175H263ZM261 176L257 178L258 186L261 189V197H264V193L262 189H264V177ZM2 178V180H1ZM6 178V179H5ZM16 178V180H15ZM262 178V179H261ZM21 179V180H20ZM260 180V181H259ZM9 181V182H8ZM11 182V183H10ZM39 184H38V183ZM3 183V184H2ZM15 183V184H14ZM261 183V184H259ZM11 184V185H10ZM14 184V185H13ZM17 185V186H16ZM34 185V186H32ZM36 185V186H35ZM239 184H235V187ZM12 186V187H11ZM10 187V188H8ZM22 187V189H21ZM15 188V189H14ZM25 191H24V190ZM33 189V190H30ZM19 190V191H18ZM237 191H239L236 188ZM12 191V192H10ZM34 191V192H33ZM14 192V193H13ZM17 192H19L17 194ZM48 192L50 194H48ZM13 193V194H12ZM25 193V194H24ZM39 197H38V194ZM263 193V194H262ZM14 195V196H13ZM33 197H31V196ZM42 195V196H41ZM48 195V196H44ZM217 194H213L215 197ZM30 196V197H29ZM52 196V197H51ZM11 199H10V198ZM23 197V198H22ZM28 197V198H27ZM43 197V198H42ZM47 197V198H46ZM49 197V198H48ZM56 197V198H55ZM45 198V199H44ZM51 198V201L49 200ZM54 198V200H53ZM10 199V200H9ZM17 199V200H15ZM26 199V200H25ZM31 199V200H29ZM43 199V200H42ZM58 199V200H56ZM13 200V202H12ZM46 201V202H45ZM48 201V202H47ZM60 201V202H59ZM264 205V198L262 199ZM30 202V203H29ZM6 203V204H5ZM11 205L13 206H10ZM13 203V204H12ZM22 203V204H21ZM39 203V204H38ZM63 203V204H62ZM21 204V205H20ZM23 205V206H22ZM43 208H41L40 207ZM6 206V207H4ZM47 206V208H46ZM50 206V207H49ZM30 209H29V208ZM3 208V209H2ZM11 208L12 211L9 209ZM21 211H20V209ZM46 208V209H45ZM59 208V209H58ZM16 209V211H15ZM19 209V210H18ZM45 209V210H44ZM54 209V210H53ZM7 210V211H6ZM30 210V211H29ZM41 210V211H40ZM49 210V211H48ZM57 210V211H56ZM75 210V211H74ZM157 210V211H156ZM262 210V211H261ZM15 211V212H14ZM20 211V212H19ZM24 211V212H23ZM27 211V212H26ZM36 213H35V212ZM38 211V212H37ZM43 211V212H42ZM45 211V212H44ZM51 211V212H50ZM8 214H7V213ZM14 212V213H13ZM19 212V213H17ZM29 212V213H28ZM31 212V213H30ZM54 212V213H53ZM152 212L154 215L152 216ZM156 212L158 214H156ZM11 213V214H10ZM28 213V214H27ZM34 213V214H33ZM40 213V214H39ZM51 213V215H49ZM53 213V214H52ZM60 213V214H59ZM65 213V214H64ZM11 216H10V215ZM24 214V215H23ZM30 214V215H29ZM39 214V215H38ZM57 216H55V215ZM73 214V215H72ZM6 215H9L6 217ZM17 215V216H16ZM36 215V217H35ZM50 217H49V216ZM72 215V216H71ZM151 215V216H150ZM15 216V218H14ZM30 216V218H29ZM143 216V217H142ZM155 216V217H154ZM263 216V217H262ZM22 219H19L21 218ZM26 217V218H25ZM47 217V218H46ZM52 217V219H51ZM121 217V218H120ZM147 217V218H146ZM262 217V218H261ZM4 218L6 220H4ZM38 218V219H37ZM40 218V219H39ZM143 218V219H142ZM153 218V219H152ZM16 219V220H15ZM28 219V221H27ZM32 219V220H31ZM49 222H47L48 220ZM155 219V220H154ZM10 220V221H8ZM31 220V221H30ZM35 220V221H34ZM43 220V221H41ZM46 220V221H45ZM55 220V221H54ZM86 220V221H85ZM145 220V221H144ZM18 223H17V222ZM24 221V222H23ZM41 221V222H40ZM85 221V222H83ZM101 221V223L99 222ZM144 221V222H143ZM257 221V222H256ZM16 222V223H15ZM34 222V223H33ZM40 222V223H39ZM71 222V224H70ZM106 222V223H105ZM117 222V223H116ZM122 222V223H121ZM143 222V223H142ZM148 222V223H147ZM239 222V221H238ZM246 222H249L246 224ZM256 222V223H255ZM261 222V223H259ZM9 223V224H8ZM13 225H10L12 224ZM20 223V224H19ZM37 223V224H36ZM66 223V224H65ZM87 223V224H86ZM153 223V225H152ZM259 223V224H258ZM12 226V231L10 226ZM16 224V225H15ZM64 224V225H63ZM105 224V225H104ZM146 224V225H145ZM150 224V225H149ZM245 224V225H244ZM253 224V225H252ZM261 224V226H260ZM2 225V226H1ZM59 225V226H58ZM250 225V226H247ZM255 225V226H254ZM8 228H7V227ZM20 226V227H19ZM64 226V227H62ZM144 226V227H143ZM237 226V227H236ZM254 226V228H252ZM258 226V227H257ZM3 227V228H2ZM16 227V229H15ZM23 227V228H22ZM61 227V228H60ZM80 230H79V228ZM110 227V228H108ZM151 227V228H150ZM236 227V229H235ZM242 227V228H239ZM256 227V228H255ZM260 227V228H259ZM22 230H20V229ZM77 228V229H76ZM116 228V229H115ZM200 228V229H199ZM247 228V229H246ZM2 229V230H1ZM60 229V230H59ZM230 229V230H229ZM233 229V230H231ZM240 233H239V231ZM254 229V230H253ZM258 229V230H257ZM262 229V230H260ZM19 230V231H18ZM91 230V231H90ZM12 233H11V232ZM71 231V232H70ZM82 231V233H81ZM233 231V232H232ZM251 231V232H250ZM254 231V232H253ZM261 231V234H260ZM263 231V232H262ZM10 232V233H9ZM79 232V233H78ZM131 232V233H130ZM151 232V233H150ZM235 232V233H234ZM238 234H237V233ZM243 232V233H242ZM16 233V237L15 236ZM70 233V234H69ZM92 233V234H91ZM130 233V234H129ZM226 233V234H225ZM242 233V234H241ZM10 234V236H9ZM20 234V235H19ZM22 234V235H21ZM82 234V236H81ZM87 234V235H85ZM156 234V236H155ZM59 235V237H58ZM64 237H62V236ZM65 235V236H64ZM86 237H85V236ZM91 235V236H90ZM100 235V236H99ZM220 235V236H219ZM237 235V236H236ZM90 238H89V237ZM98 236V237H97ZM106 236V237H104ZM128 236V237H127ZM133 238L131 240V237ZM151 236V237H149ZM159 236V238H158ZM225 236V237H224ZM236 236V237H235ZM95 237V238H93ZM104 237V238H103ZM122 237V238H120ZM126 237V239H124ZM223 237V238H222ZM238 237V238H237ZM25 238V239H24ZM66 238V239H65ZM77 238V239H76ZM86 238V239H84ZM99 238V239H98ZM109 238V241H108ZM130 238V239H128ZM227 241H225V239ZM240 238V239H239ZM19 239V240H17ZM22 239V240H21ZM27 239V240H26ZM37 239V240H36ZM59 239V240H57ZM97 239V240H96ZM103 239V240H101ZM252 239V240H251ZM13 240V241H11ZM25 240V241H24ZM33 240V242H32ZM88 240V241H87ZM91 240V241H90ZM101 240V242H100ZM121 240V241H120ZM224 240V241H223ZM230 240V241H229ZM244 240V241H243ZM258 240V242L256 241ZM23 241V242H22ZM94 241V243H93ZM98 241V242H97ZM213 241L214 245H213ZM240 241V242H239ZM248 243L246 244L245 243ZM250 241V242H249ZM252 241V242H251ZM256 241V243H255ZM29 242V243H28ZM78 242V243H77ZM84 242V243H83ZM88 242V244H87ZM92 242V245L90 244ZM125 242V243H124ZM221 242V243H220ZM225 242V244H224ZM227 242V243H226ZM228 242H230L228 244ZM236 242V243H235ZM20 243L19 245H17ZM23 243V244H22ZM64 243H67L66 245ZM116 243L118 246L115 247ZM127 243V244H126ZM219 243V244H218ZM255 244V247L253 245ZM35 244V246H34ZM84 244V245H83ZM105 244V246H104ZM115 244V245H114ZM174 244V245H173ZM217 244V245H216ZM222 244V245H221ZM240 244V245H239ZM16 245V246H15ZM87 245V246H86ZM89 245V246H88ZM125 245V246H124ZM144 245V246H143ZM151 245V246H150ZM199 245V246H198ZM211 245V246H209ZM249 245V246H248ZM28 246V247H27ZM101 248H100V247ZM104 246V247H103ZM114 246V247H112ZM143 246V247H142ZM182 246V247H181ZM186 246V247H185ZM222 246V248H221ZM13 247V248H12ZM15 247V248H14ZM70 247V248H69ZM103 247V248H102ZM182 249H181V248ZM202 249H201V248ZM228 247V248H227ZM23 248V249H22ZM132 248V249H131ZM225 248V250H224ZM233 248V249H232ZM237 251H235V249ZM15 249V250H14ZM27 249V250H26ZM72 249V250H71ZM106 254H105V250ZM126 249V250H125ZM129 249V250H128ZM189 249V250H188ZM248 249V250H247ZM250 249V250H249ZM14 250V251H13ZM26 250V252H25ZM29 250V251H28ZM185 250V251H184ZM239 250V251H238ZM245 253H243L242 252ZM5 251V252H4ZM10 251V252H9ZM22 251V254H21ZM94 251V252H93ZM96 251V252H95ZM112 251V252H111ZM247 251V253H246ZM252 251V254H251ZM257 251V252H256ZM17 252V253H16ZM32 252V253H30ZM73 252V253H72ZM84 254H83V253ZM103 252V253H101ZM115 252V253H114ZM119 252V253H118ZM131 252V254H130ZM177 252V253H176ZM233 252V253H232ZM235 252V254H234ZM240 252V253H238ZM3 253V254H2ZM15 253V254H14ZM55 256H54V254ZM95 253V254H94ZM12 254V255H11ZM25 254V255H24ZM117 256H116V255ZM138 254V256H137ZM168 254V255H167ZM175 254V255H174ZM231 254V255H230ZM17 257H16V256ZM30 255V256H29ZM35 255V256H34ZM92 255V256H91ZM98 255V256H97ZM103 255V256H102ZM111 255V256H109ZM144 257L147 255V257ZM172 255V256H171ZM233 255V258H232ZM249 255V256H248ZM6 256V257H5ZM10 258H9V257ZM30 257V259L28 257ZM53 256V257H52ZM76 256V257H75ZM81 256V257H80ZM86 256V257H85ZM89 256V257H88ZM91 256V257H90ZM94 256V257H93ZM115 256V257H112ZM159 256V257H158ZM171 256L173 257H167ZM254 258H253V257ZM22 257V258H21ZM25 257V258H23ZM50 257V259H49ZM74 257V258H73ZM79 257V258H78ZM102 257V258H101ZM107 257V258H105ZM121 257V258H120ZM167 257V258H166ZM21 258V259H20ZM76 258V259H75ZM110 258V259H109ZM159 258V259H158ZM169 258V259H168ZM199 258V257H198ZM229 260H227V259ZM10 259V260H9ZM39 261H38V260ZM75 259V260H74ZM93 259V260H92ZM96 259V260H95ZM100 259V260H98ZM103 259V261H102ZM110 261H109V260ZM122 262H120L119 261ZM122 259V260H121ZM132 259V260H131ZM151 259V260H150ZM194 259V258H193ZM203 260V257L199 258ZM20 260V261H19ZM32 260V262H31ZM45 260V261H44ZM50 260V261H49ZM77 260V261H76ZM79 260V261H78ZM85 260V261H84ZM88 260V261H87ZM92 260V261H91ZM107 262H105V261ZM158 260V261H157ZM201 260L198 262L200 263ZM223 260V261H222ZM225 260V262H224ZM24 261H26L24 263ZM87 261V262H86ZM97 261V263H96ZM109 261V262H108ZM119 261V263H118ZM124 261V262H123ZM22 262V263H21ZM60 262V263H59ZM67 262V263H66ZM105 262V263H104ZM159 262V263H158ZM173 262L169 264H173Z\"/></svg>",
    "mask_w": 264,
    "mask_h": 264
},
{
    "label": "bare ground",
    "instance_id": "6f19581e",
    "mask_svg": "<svg viewBox=\"0 0 264 264\" xmlns=\"http://www.w3.org/2000/svg\"><path fill=\"white\" fill-rule=\"evenodd\" d=\"M46 1V0H44ZM71 1V0H70ZM79 1V0H78ZM84 1V0H83ZM97 1V0H96ZM115 1V0H113ZM117 1V0H116ZM129 1V0H128ZM150 1V0H149ZM161 1V0H159ZM166 1V0H164ZM172 1V0H170ZM190 1V0H189ZM199 1V0H198ZM229 1V0H228ZM234 1V0H233ZM253 1V0H252ZM261 1V0H260ZM264 1V0H263ZM53 2V1H52ZM55 2V0H54ZM53 2V4H54ZM58 2V1H57ZM65 2V1H64ZM72 2V1H71ZM75 2V0H74ZM72 2V4L74 3ZM101 2V1H100ZM112 2V1H111ZM151 2V1H150ZM179 3H181L180 1H178ZM177 2V3H178ZM254 2V1H253ZM258 2V0H257ZM255 2V3H257ZM40 3V2H39ZM80 3V2H77ZM83 3V2H82ZM88 3V2H87ZM96 3V2H95ZM149 2H146V4ZM154 3V2H153ZM152 3V4H153ZM157 3V2H156ZM159 3V2H158ZM157 3V4H158ZM163 3V2H162ZM176 3V2H175ZM199 3V2H198ZM202 3V2H201ZM213 3V2H212ZM220 3V2H219ZM222 3V2H221ZM220 3V4H221ZM235 3V2H234ZM238 3V2H237ZM264 3V2H263ZM36 4V3H35ZM41 4V3H40ZM51 4V3H50ZM58 4V3H55ZM62 4V2H61ZM90 4V2H89ZM94 4V3H93ZM98 4V3H96ZM100 4V3H99ZM120 4V2H119ZM145 4V5H146ZM160 6L162 7L161 3H159ZM191 4V3H190ZM225 4V3H224ZM254 4V3H252ZM260 4V2H259ZM45 5V4H44ZM60 5V3L58 4ZM81 5V4H79ZM78 5V6H79ZM88 5V4H86ZM118 5V4H117ZM149 5V4H148ZM165 5V4H164ZM163 5V6H164ZM167 5V3H166ZM172 5V4H171ZM187 5V4H186ZM193 5V4H192ZM248 5V4H247ZM264 5V4H263ZM40 6V5H39ZM64 6V5H63ZM77 6V7H78ZM82 6V5H81ZM84 6V5H83ZM90 6V5H88ZM105 6V5H104ZM111 6V5H110ZM120 6V5H119ZM137 6V4H136ZM157 6V5H156ZM170 7V5H168ZM175 6V5H174ZM178 6V5H177ZM199 6V5H198ZM236 6V5H235ZM252 6V5H251ZM257 6V5H255ZM260 6V5H259ZM48 7V6H47ZM51 7V6H50ZM53 7V6H52ZM57 7V6H56ZM101 7V5H100ZM107 7V6H106ZM121 7V6H120ZM124 7V5H123ZM181 7V6H180ZM186 7V6H185ZM201 7V6H199ZM222 7V6H221ZM227 7V6H226ZM232 7V5H231ZM89 8V7H88ZM103 8V7H102ZM165 8V7H163ZM167 8V7H166ZM182 8V7H181ZM202 8V7H201ZM230 8V7H229ZM241 8V7H240ZM242 8L243 5H242ZM246 8V7H245ZM264 8V7H262ZM61 9V8H59ZM64 9V8H63ZM71 9V7H70ZM99 9V7H98ZM117 9V8H116ZM115 9V10H116ZM122 9V8H121ZM124 9V8H123ZM142 9V7H141ZM159 9V8H157ZM170 9V8H169ZM166 10L167 12L170 10ZM174 9V8H172ZM178 9V8H177ZM188 9V8H185ZM193 9V7H192ZM211 9V8H210ZM224 9V8H223ZM252 9V8H251ZM45 10V9H44ZM53 10V9H52ZM97 10V9H96ZM105 10V9H104ZM109 10V8H108ZM126 11V8L124 9ZM156 10V9H155ZM182 10V9H181ZM203 10V8H202ZM201 10V12H202ZM217 10V8H216ZM225 10V9H224ZM237 10V9H236ZM242 10V9H240ZM248 10V9H247ZM18 11V8H17ZM54 11V10H53ZM158 11V10H157ZM164 11V9H163ZM174 11V10H173ZM200 11V10H199ZM207 11V10H206ZM212 11V10H211ZM226 11V10H225ZM224 11V12H225ZM252 11V10H251ZM250 11V12H251ZM20 12V11H19ZM25 12V11H24ZM72 12V11H71ZM97 12V11H96ZM105 12V11H103ZM138 12V10H137ZM160 12V11H159ZM177 14V10L174 11ZM179 12V11H178ZM230 12V10L228 11ZM243 12L245 13V11L243 10L241 14H243ZM247 12V11H246ZM256 12H257V8H256ZM87 13V12H86ZM165 13V12H164ZM169 13V12H168ZM172 14V12H170ZM174 13V14H175ZM181 13V12H180ZM183 13V11H182ZM220 13V12H219ZM218 13V14H219ZM237 13V12H236ZM261 13V12H260ZM259 13V14H260ZM25 14V13H24ZM27 14V13H26ZM58 14V13H57ZM63 14V13H62ZM82 14V13H79ZM78 14V15H79ZM104 14V13H102ZM111 14V13H110ZM125 14V12H124ZM123 14V15H124ZM145 14V13H144ZM150 14V13H149ZM148 14V15H149ZM167 14V13H166ZM187 14V12H186ZM185 14V15H186ZM189 14H192L189 13ZM207 14V13H206ZM216 14V13H215ZM248 14V13H247ZM263 14V13H261ZM17 15V14H16ZM14 17H17V16ZM20 15V14H19ZM18 15V16H19ZM23 15V12H22ZM21 15V16H22ZM72 15V14H70ZM85 15V14H84ZM128 15V14H126ZM136 15V14H135ZM159 15V14H158ZM228 15V14H227ZM238 15V14H237ZM250 15V14H249ZM25 15H23L24 17ZM28 16V15H26ZM33 16V15H32ZM31 16V17H32ZM57 16V15H56ZM73 16V15H72ZM100 16V15H99ZM102 16V15H101ZM104 16V15H103ZM102 16V19H103ZM109 16V15H108ZM113 16V15H110ZM118 16V14H117ZM134 16V15H133ZM163 16H165V14H163ZM178 16V15H176ZM187 16V15H186ZM185 16V17H186ZM197 16V15H195ZM202 16V14H201ZM199 18H202V17ZM206 16V15H205ZM223 16V15H221ZM225 17H227L226 15H224ZM242 16V15H241ZM29 17V16H28ZM35 17V16H34ZM55 17V16H52ZM67 17V16H65ZM74 17V16H73ZM72 17V18H73ZM78 17V16H77ZM87 17V16H86ZM114 18H116L115 16H113ZM123 17V16H122ZM126 17V16H125ZM124 17V18H125ZM159 17V16H158ZM167 17V16H166ZM173 17V14H172ZM212 17V16H211ZM215 17V16H214ZM232 17V15H231ZM251 17V16H250ZM257 16L254 17V19ZM33 18V17H32ZM60 18V16H59ZM63 18V17H62ZM82 18V17H81ZM127 18V17H126ZM139 18V17H138ZM150 18V17H149ZM153 18V17H152ZM176 18V17H175ZM174 18V19H175ZM182 18V17H181ZM189 18V17H188ZM198 18V19H199ZM209 18V17H208ZM217 18V17H216ZM223 18V17H221ZM264 18V17H263ZM262 18V20H263ZM17 19V18H16ZM31 19V18H29ZM55 19V18H54ZM61 19V18H60ZM71 19V18H70ZM101 19V20H102ZM112 19V18H111ZM122 19V18H121ZM170 19V18H169ZM172 19V18H171ZM170 19V20H171ZM197 19V18H196ZM203 19V18H202ZM226 19V18H225ZM224 19V20H225ZM254 19H250L253 20ZM261 20V18H259ZM15 20V19H14ZM20 20V18L18 19V21ZM26 20V19H25ZM52 20V19H51ZM74 19L69 20L70 23L74 22ZM92 20V19H91ZM95 20V19H94ZM99 20V19H98ZM125 20V19H123ZM127 20V19H126ZM157 20V19H156ZM178 20V19H176ZM210 20H212V18H210ZM214 20V19H213ZM223 20V19H222ZM233 20V19H232ZM17 21V20H16ZM53 21V20H52ZM59 22V20H57ZM66 21V20H65ZM76 21V20H75ZM88 21V20H87ZM104 21V20H103ZM115 21V20H114ZM119 21V19L117 20ZM129 21V20H128ZM131 21V19H130ZM143 21V20H142ZM164 21V20H163ZM168 21V20H167ZM175 21V20H174ZM173 21V22H174ZM216 21V19H215ZM229 21V20H228ZM234 21V20H233ZM22 22V21H21ZM24 22V21H23ZM29 22V21H28ZM32 22V21H31ZM36 22V19H35ZM85 22V21H84ZM98 22V21H97ZM96 22V24H97ZM100 22V21H99ZM111 22V21H110ZM113 22V21H112ZM145 22V20H144ZM184 22V21H183ZM195 22V21H193ZM227 22V21H226ZM236 22V21H235ZM234 22V23H235ZM244 22V21H242ZM25 23V22H24ZM34 23V22H32ZM38 23V22H37ZM47 23V22H46ZM56 23V21L54 22ZM60 23V22H59ZM63 23H65L63 21ZM69 22L67 21V24ZM87 23V22H86ZM104 23V22H103ZM115 23V22H114ZM113 23V24H114ZM118 23V22H117ZM133 23V22H131ZM148 23V22H147ZM162 23V22H160ZM172 23V22H171ZM175 23V22H174ZM181 23V22H180ZM189 23H191L189 21ZM188 23V24H189ZM196 23V22H195ZM207 23V22H206ZM262 23V21H261ZM48 24V23H47ZM58 24V23H56ZM80 24V23H79ZM121 24V23H120ZM123 24V23H122ZM143 22L140 24L142 26ZM164 24V23H163ZM170 24V23H168ZM177 24V22H176ZM175 24V25H176ZM208 24V23H207ZM216 24V23H213ZM221 24V23H220ZM225 24V23H224ZM222 24L221 27L224 25ZM229 24V23H228ZM247 24V23H246ZM260 24V23H259ZM21 25V23H20ZM24 25V24H23ZM29 25V24H28ZM30 25H32L30 23ZM50 25V24H49ZM64 25V24H62ZM66 25V24H65ZM81 25V24H80ZM85 25V24H84ZM91 25V24H90ZM93 25V23H92ZM100 25V24H98ZM105 25V24H104ZM131 25V24H130ZM136 25V23L134 24V26ZM166 25V24H165ZM187 25V24H185ZM192 25V24H191ZM199 25V24H198ZM212 25V24H211ZM217 25V24H216ZM219 25V24H218ZM227 25V23H226ZM252 25V24H251ZM261 25V24H260ZM36 26V25H35ZM33 26V28L35 27ZM38 26V25H37ZM45 26V25H44ZM109 26V24H108ZM111 26V25H110ZM119 26V25H118ZM126 26V24H125ZM124 26V27H125ZM133 26V25H132ZM133 26V27H134ZM153 26V25H152ZM179 26V25H178ZM177 25L175 27H178ZM206 26V25H205ZM233 26V25H231ZM235 26V24H234ZM237 26V25H236ZM243 26V25H242ZM250 26V25H249ZM256 26V25H255ZM19 27V26H18ZM21 27V26H20ZM18 28L20 30V32H22V28ZM25 27H28L27 25ZM30 27V26H29ZM73 27V26H72ZM94 27V25L92 26ZM99 27V26H98ZM117 27V26H116ZM123 27V28H124ZM127 27V26H126ZM150 27V26H149ZM157 27V26H156ZM160 27V26H158ZM157 27V28H158ZM182 27V26H181ZM180 27V28H181ZM203 27V26H202ZM219 27V26H218ZM225 27V26H224ZM238 27V26H237ZM244 27V26H243ZM248 27V26H247ZM246 27V29H248ZM32 28V29H33ZM38 28V27H37ZM82 28V27H81ZM97 28V25H96ZM105 28V27H104ZM108 28V27H107ZM107 28H105L106 30H108ZM119 30V27H117ZM139 29V27H137ZM143 28V27H142ZM156 28V29H157ZM188 28V27H187ZM207 28V27H206ZM205 28V30H207ZM210 28V27H209ZM223 28V27H222ZM229 28V26H228ZM259 28V27H258ZM27 29V28H25ZM47 29V28H45ZM68 29V28H67ZM121 29V28H120ZM125 29V28H124ZM129 29V28H128ZM133 29V28H132ZM147 29V28H146ZM155 29V30H156ZM166 29V28H165ZM195 29V28H194ZM193 29V30H194ZM202 29V28H201ZM214 29V28H212ZM220 29V28H219ZM225 29V28H223ZM233 29V28H232ZM238 29H240L238 27ZM39 29H37L38 31ZM97 30V29H96ZM127 28L124 30L126 32ZM134 30V29H133ZM137 30V29H136ZM135 30V31H136ZM144 30V28H143ZM161 29H159L160 31ZM172 30V29H171ZM204 30V29H203ZM230 30V29H229ZM235 30V29H233ZM15 31V30H14ZM25 31V30H24ZM30 31V30H29ZM36 31V32H37ZM71 31V30H70ZM84 31V30H83ZM99 31V30H98ZM130 31V30H129ZM142 31V29L140 28V32ZM185 31V30H184ZM241 31V30H240ZM247 31V30H246ZM260 31V29H259ZM26 32V31H25ZM48 32V31H45ZM91 32V31H90ZM95 32V31H94ZM93 32V33H94ZM105 32V31H104ZM101 32V33H104ZM110 32V31H107ZM133 32V31H132ZM129 32V33H132ZM156 32V31H155ZM172 32V31H171ZM181 32V31H180ZM196 32V31H195ZM201 32V31H200ZM204 32V31H203ZM206 32V31H205ZM214 32V30H213ZM224 31H222L223 33ZM233 32V31H232ZM262 32V29H261ZM264 32V31H263ZM12 33V32H10ZM19 33V32H18ZM34 33V30H33ZM53 33V32H52ZM71 33V32H69ZM85 33V32H84ZM89 33V32H88ZM114 33V32H113ZM112 33V36H113ZM118 33V32H117ZM128 33V32H127ZM128 33V34H129ZM135 33V32H134ZM138 33V31H137ZM143 32H141L142 34ZM159 33V32H158ZM162 33V32H161ZM164 33V32H163ZM168 33V32H167ZM176 33V32H175ZM210 33V32H209ZM208 33V34H209ZM212 33V30H211ZM217 32H215L216 34ZM248 33V31H247ZM21 34V33H20ZM38 34V33H37ZM56 35H58L55 32ZM54 34V35H55ZM82 34V33H81ZM96 34V33H94ZM109 34V33H106ZM144 34V33H143ZM180 34V33H179ZM186 34V33H185ZM220 34V33H219ZM227 34V33H226ZM249 34V33H248ZM255 34V33H254ZM260 34V33H259ZM10 35V34H9ZM12 35V34H11ZM22 35V34H21ZM26 35V33H25ZM24 38H28L26 35ZM33 35V34H32ZM69 35V34H68ZM75 37V34H73ZM77 35V34H76ZM86 34H83V36ZM98 35V33H97ZM96 35V36H97ZM101 35V34H100ZM116 35V33H115ZM114 35V37H115ZM123 35V34H122ZM131 35H134L133 33ZM162 35V34H161ZM168 35V34H167ZM174 35V33H173ZM191 35V33H190ZM237 35V34H236ZM240 35V34H239ZM256 35H258L256 33ZM14 36V33H13ZM36 36L38 35H34V37L36 38ZM45 36V35H43ZM42 36V37H43ZM50 36V34H49ZM71 36V34L69 35ZM81 36V37H83ZM91 36V35H90ZM89 36V37H90ZM104 36V35H103ZM126 36V34H125ZM139 36V35H138ZM166 36V35H165ZM177 36V35H176ZM188 36V35H187ZM212 36V35H211ZM253 36V35H252ZM19 37V36H18ZM16 37V38H18ZM30 37V36H29ZM33 37V36H32ZM31 37V38H32ZM46 37V36H45ZM44 37V38H45ZM55 37V36H54ZM60 37V36H59ZM58 37V38H59ZM73 38V40H75ZM78 37V36H77ZM76 37V38H77ZM101 37V36H100ZM109 37V36H107ZM132 37V36H131ZM134 37V36H133ZM140 39L142 38V36H139ZM144 37V36H143ZM168 37V36H167ZM200 37V35H199ZM214 37V36H212ZM222 37V36H221ZM219 37V38H221ZM1 38V36H0ZM6 38V37H5ZM8 38V37H7ZM13 38V37H12ZM15 38V37H14ZM15 38V40H16ZM51 38V36H50ZM57 38V39H58ZM87 38V37H85ZM106 37H104L105 40ZM117 38V37H116ZM126 38V37H125ZM136 38V37H135ZM188 38V37H187ZM195 38V36L193 37ZM249 39H251L248 36ZM247 38V39H248ZM259 38V36H258ZM11 39V38H10ZM21 39V37H20ZM23 39V38H22ZM41 39V38H40ZM79 39V38H78ZM91 39V38H90ZM94 39V35L92 40ZM97 39V38H96ZM139 39V38H138ZM139 39V40H140ZM175 39V38H174ZM209 39V38H207ZM218 39V38H217ZM248 39V40H249ZM263 39V38H262ZM5 40V39H4ZM8 40V39H7ZM14 39H12L11 41L17 42ZM19 40V38H18ZM26 40V39H25ZM37 40V38H36ZM53 40H55V38H53ZM81 40V38H80ZM95 40V39H94ZM103 40V41H104ZM112 40V37H111ZM152 40V39H151ZM150 40V41H151ZM160 40V39H159ZM182 40V39H180ZM210 40H213V38ZM31 41V40H30ZM49 41V40H48ZM71 41V40H70ZM69 41V42H70ZM91 41V40H90ZM153 41V40H152ZM151 41V42H152ZM161 41V40H160ZM178 41V40H177ZM186 41V40H185ZM197 41V39H196ZM209 41V40H207ZM216 41V39H215ZM252 41V40H251ZM249 41V42H251ZM258 41V40H257ZM4 43V41H1V43ZM6 42V41H5ZM53 42V41H52ZM56 42V41H55ZM83 41H81L82 43ZM86 42V41H85ZM107 42V41H105ZM104 42V44H105ZM131 42V41H129ZM164 42V41H162ZM161 42V43H162ZM180 42V41H179ZM183 42V40H182ZM213 42V41H212ZM219 42V39H218ZM248 42V43H249ZM259 42V41H258ZM261 42V41H260ZM0 43V44H1ZM27 43V42H25ZM36 43V42H35ZM48 43V42H47ZM78 43V42H77ZM99 43V42H97ZM118 43V42H117ZM153 43V42H152ZM151 43V44H152ZM170 43V42H169ZM184 43V42H183ZM198 43V42H197ZM210 43V42H208ZM237 43V41H236ZM254 43V42H253ZM12 44V43H11ZM20 44V43H19ZM21 44H22V40H21ZM34 44V43H32ZM63 44V43H62ZM76 44V43H75ZM88 44V43H87ZM100 44V43H99ZM113 44V43H112ZM129 44V43H128ZM154 44V43H153ZM173 44V42H172ZM195 44V43H194ZM204 44V41H203ZM212 44V43H211ZM209 44V45H211ZM214 44V43H213ZM246 44V43H245ZM251 44V43H250ZM4 45H6L4 43ZM7 45H9L7 43ZM23 45V44H22ZM44 45V44H43ZM91 43L89 45L85 46H89L90 47ZM94 45V43H93ZM101 45V44H100ZM103 45V44H102ZM109 45V44H108ZM117 45V44H116ZM115 45V46H116ZM126 45V43H125ZM142 45V44H141ZM146 45H149L146 43ZM162 45V44H160ZM177 45V42H176ZM193 45V44H192ZM201 45V44H200ZM206 45V44H205ZM219 45V43H218ZM222 45V43L220 44ZM236 45V44H235ZM240 45V44H239ZM257 45V44H256ZM10 46V45H9ZM17 46V45H16ZM28 46V45H27ZM51 46V45H50ZM98 46V45H97ZM110 46V45H109ZM112 46V45H111ZM128 46V45H126ZM152 46V45H151ZM155 47V45H153ZM158 46V45H157ZM167 46V45H166ZM248 46V45H247ZM251 46V45H249ZM14 48V46H12ZM26 47V46H25ZM54 47V46H53ZM56 47V46H55ZM81 47V46H80ZM142 47V46H141ZM159 47V46H158ZM170 47V46H169ZM176 47V46H175ZM180 48V46H178ZM183 47V46H182ZM204 47V46H203ZM213 47V46H212ZM211 47V48H212ZM218 47V46H216ZM2 48V47H1ZM13 48L11 49V51L13 50ZM19 47H17L18 49ZM99 48V47H98ZM108 48V47H107ZM118 48V47H117ZM127 48V47H125ZM140 48V47H139ZM138 48V49H139ZM153 48V47H152ZM166 48V47H165ZM164 48V49H165ZM178 48V49H179ZM186 48V47H185ZM208 48V47H207ZM254 48V47H252ZM257 48V47H256ZM9 49V47H8ZM27 49V48H26ZM57 49V48H56ZM82 49V48H81ZM112 49V48H111ZM114 49V48H113ZM142 49V48H141ZM149 49V46L148 48ZM168 51V48H166ZM175 49V48H174ZM226 49V48H225ZM224 49V50H225ZM5 50V49H4ZM21 50V49H20ZM29 50V49H28ZM78 50V49H77ZM128 50V49H127ZM131 50V49H130ZM135 50V49H134ZM137 50V48H136ZM146 50V49H145ZM144 50V51H145ZM158 50V49H157ZM163 50V49H162ZM170 50V49H169ZM177 50V49H176ZM210 50V49H209ZM213 50V48H212ZM210 50V51H212ZM15 51V48H14ZM13 51V52H14ZM53 51V50H52ZM58 51V50H57ZM116 51V50H115ZM139 51V50H137ZM142 51V50H141ZM161 51V50H160ZM214 51H217L214 49ZM236 51V50H235ZM257 51V50H256ZM259 51V50H258ZM264 51V50H263ZM2 52V50H1ZM74 52V51H73ZM96 52V51H94ZM99 52V49H98ZM101 52V51H100ZM135 52V51H134ZM151 52V51H150ZM152 52H154L152 50ZM157 51L155 50V53ZM163 52V51H161ZM182 52V50H181ZM240 52V51H239ZM3 53V52H2ZM9 53V52H8ZM16 53V51L14 52ZM42 53V52H41ZM55 53V51H54ZM104 53V52H103ZM129 53V51L127 52ZM126 53V54H127ZM132 53V51H131ZM138 53V52H136ZM135 53V54H136ZM146 53V52H145ZM148 53V52H147ZM169 53V51H168ZM174 53V51H173ZM180 53V52H179ZM177 53V54H179ZM188 53V52H187ZM193 53V52H192ZM206 53V51H205ZM213 53V52H212ZM220 53V52H217ZM222 53V52H221ZM230 53V52H228ZM23 54V53H22ZM25 54V53H24ZM45 54V53H44ZM48 54V53H47ZM57 54V53H56ZM65 54V53H64ZM84 54V53H83ZM88 55V53H86ZM90 54V52H89ZM92 54V53H91ZM96 54V53H95ZM98 54V53H97ZM96 54V55H97ZM120 54V53H119ZM118 54V56H119ZM161 54V53H160ZM165 54V52H164ZM248 54V53H247ZM11 55V53L9 54ZM8 55V56H9ZM19 55V53H18ZM28 55V54H27ZM32 55V54H31ZM30 55V56H31ZM50 55V53H49ZM94 55V54H93ZM92 55V56H93ZM101 55V54H100ZM109 55V53H108ZM124 55V54H123ZM131 55V54H130ZM129 55V56H130ZM134 55V54H133ZM144 55V54H143ZM163 55V54H162ZM261 55V54H260ZM7 56V54H6ZM26 56V54H25ZM35 56V55H34ZM54 56V55H53ZM67 56V55H66ZM82 56V55H81ZM95 56V55H94ZM111 56V55H110ZM113 56V55H112ZM125 56V55H124ZM155 56V55H154ZM160 56V55H159ZM166 56V55H165ZM174 56V55H172ZM180 56V55H179ZM189 56V55H186ZM213 56V55H212ZM229 56V54H228ZM258 56V55H257ZM1 57V56H0ZM3 57V56H2ZM1 57V58H2ZM5 57V55H4ZM3 57V58H4ZM52 57V56H51ZM91 57V56H90ZM106 57V56H105ZM126 57V56H125ZM132 57V56H130ZM162 57V56H160ZM192 57V55H191ZM195 57V56H194ZM244 57V56H243ZM8 58L11 57H7ZM87 58V57H86ZM89 58V57H88ZM100 58H103L102 56ZM110 58V57H109ZM114 58H118L117 57V53L116 56H114ZM147 58V57H146ZM159 58V57H158ZM172 58V57H171ZM174 58V57H173ZM185 59V57H183ZM228 58V57H227ZM237 58V56L235 57ZM249 58V57H247ZM253 58V55H252ZM12 59V58H11ZM22 59V58H21ZM35 59V58H34ZM40 59V57L38 58ZM53 59V58H51ZM99 59V58H98ZM104 59V58H103ZM111 59V58H110ZM125 59V58H124ZM128 59V58H127ZM157 59V58H155ZM165 59V57H164ZM163 59V60H164ZM181 59V58H180ZM226 59V58H225ZM257 59V58H255ZM4 60V59H3ZM91 61V59H89ZM95 60V59H94ZM108 60V58H107ZM112 60V59H111ZM110 60V61H111ZM116 59H114L113 62H115ZM123 60V59H122ZM121 60V61H122ZM126 60V59H125ZM135 60V58H134ZM137 60V59H136ZM135 60V61H136ZM161 60V59H159ZM166 60V59H165ZM171 60H175V59H171ZM210 60V59H209ZM239 60V59H237ZM253 60V59H251ZM261 60V59H260ZM50 61V60H49ZM67 61V60H66ZM99 61V60H98ZM97 61V63H98ZM103 61V60H102ZM101 61V62H102ZM127 61V60H126ZM130 61V60H129ZM128 61V62H129ZM138 61V60H137ZM168 61V60H166ZM178 61V60H177ZM181 61V60H180ZM179 61V62H180ZM183 61V60H182ZM187 61V60H186ZM231 61H233L231 59ZM230 61V62H231ZM241 62V60H239ZM238 61V62H239ZM8 62V61H7ZM18 62V61H17ZM27 62V61H26ZM83 62V61H82ZM96 62V61H95ZM107 62V61H106ZM155 61L151 62L154 63ZM161 63V61H159ZM165 62V61H163ZM176 62V61H175ZM174 62V63H175ZM189 62V61H188ZM223 62V61H222ZM239 62V63H240ZM255 62V61H254ZM12 63V61H11ZM9 63V64H11ZM36 63V62H35ZM34 63V64H35ZM51 63V62H50ZM109 63V62H108ZM121 63V62H118ZM122 63H124L122 61ZM121 67H123V64ZM140 63V60H139ZM157 63V62H156ZM173 63V64H174ZM191 63V62H189ZM206 63V62H205ZM216 63V62H214ZM250 63V62H249ZM253 63V62H252ZM251 63V64H252ZM257 63V62H256ZM6 64V63H5ZM17 64V63H15ZM37 64H39L37 62ZM41 64V63H40ZM56 64V63H54ZM100 64V63H98ZM107 64V63H106ZM111 64V62H110ZM127 65V63H124ZM132 64V62H131ZM134 64V63H133ZM159 64V63H158ZM163 64V63H162ZM170 64V63H169ZM194 64V63H193ZM201 64V62H200ZM243 64H247V63H243ZM2 65V64H1ZM12 65V64H11ZM20 65V64H19ZM17 64V66H19ZM22 65V64H21ZM31 65V64H29ZM45 65V64H44ZM65 65V64H64ZM90 65V64H89ZM101 65V64H100ZM108 65V64H107ZM142 65V63H141ZM147 65V64H145ZM154 65V64H152ZM175 65V64H174ZM179 65V64H178ZM211 65V63H210ZM214 65V64H213ZM227 65V64H226ZM231 65V64H230ZM248 65V64H247ZM255 65V64H254ZM261 65V63H260ZM264 65V64H263ZM5 66V65H4ZM7 66V64H6ZM15 66V65H14ZM33 66V65H32ZM39 66V65H38ZM91 66V65H90ZM98 67V65H96ZM102 66V65H101ZM110 66V65H109ZM113 68H115L116 65H112ZM118 66V65H117ZM125 66V65H124ZM132 66L129 64V67ZM135 66V64H134ZM149 66H151V64H149ZM164 66V65H163ZM162 66V67H163ZM176 66V65H175ZM239 66V65H238ZM259 66V65H258ZM3 67V66H1ZM20 67V66H19ZM31 67V66H30ZM36 67V66H35ZM34 67V68H35ZM49 67V65H48ZM55 67V65L53 66ZM73 67V66H72ZM105 67V66H104ZM107 67V66H106ZM105 67V68H106ZM119 67V66H118ZM137 67V65H136ZM153 67V66H151ZM159 68L158 66H155V68ZM192 67V66H191ZM194 67V66H193ZM202 67V66H201ZM207 67V66H206ZM237 67V66H235ZM240 67V66H239ZM242 67V66H241ZM240 67V68H241ZM248 67V66H247ZM252 67V66H251ZM250 67V68H251ZM257 67V66H256ZM9 68V65H8ZM12 68V66L10 67ZM21 68V67H20ZM24 68V67H23ZM26 68V67H25ZM52 68V67H51ZM50 68V69H51ZM94 68V67H93ZM112 68V70H113ZM126 68V67H125ZM124 68V69H125ZM133 67H130V69ZM138 68V67H137ZM140 68V67H139ZM148 68V67H147ZM146 68V69H147ZM161 68V67H160ZM165 68V67H164ZM163 68V69H164ZM173 68V67H172ZM224 68V67H223ZM227 68V67H226ZM225 68V69H226ZM229 68V66H228ZM231 69H233L232 67H230ZM255 68V67H254ZM259 68V67H258ZM5 69V68H4ZM19 69V68H18ZM27 69H29V67H27ZM33 70V67L31 68ZM49 69V68H48ZM47 69V70H48ZM53 69V68H52ZM70 69V68H69ZM74 70L76 69L75 67L73 68ZM79 69V66H78ZM96 69V68H94ZM109 69V67H107V70ZM118 70V68H116ZM121 69V68H120ZM123 69V70H124ZM128 69V68H127ZM136 69V68H135ZM143 69V68H141ZM152 69V68H151ZM150 69V71H151ZM191 69V68H190ZM237 69V68H235ZM247 69V68H246ZM252 69V68H251ZM264 69V68H263ZM6 70L8 71V69L6 68ZM5 70V71H6ZM14 70V69H13ZM31 70V71H32ZM37 70L39 71V69L37 68ZM45 70V71H47ZM56 70V67H55ZM58 70V69H57ZM63 70V69H62ZM80 70V69H79ZM84 70V69H83ZM104 70V69H103ZM122 70V69H121ZM145 70V69H144ZM143 70V71H144ZM204 73H205V68L203 69ZM216 70V69H215ZM230 70V69H229ZM239 71V69H237ZM245 71V69H243ZM254 70V69H252ZM261 69H259L260 71ZM19 71V70H18ZM22 73H24L23 70H21ZM20 71V73H21ZM27 71V70H26ZM36 71V70H35ZM43 71V70H42ZM60 71V70H59ZM68 71V70H67ZM106 71V70H104ZM103 71V73H104ZM126 71V70H125ZM132 71L131 70V74H127L128 75H132ZM142 71V73H143ZM156 71V70H155ZM160 73L162 71L159 70ZM165 71V70H163ZM162 71V73H163ZM207 71V70H206ZM220 71V70H219ZM231 71V70H230ZM236 71V70H235ZM19 73V74H20ZM34 73V71H33ZM48 73V71H47ZM56 73V71H55ZM54 73V74H55ZM65 73V71H64ZM72 73V71H71ZM84 73H86V71L84 70ZM83 73V75H84ZM90 73V71H89ZM100 73V70H99ZM113 73H115V69L113 71ZM111 71V74H113ZM121 73V71H120ZM127 73V71H126ZM134 73V71H133ZM137 73V71H136ZM161 73V74H162ZM166 73V71H165ZM210 73V71H209ZM224 73V71H223ZM223 73L220 75L222 76ZM231 73L233 75H231ZM230 74L227 75H223L221 77L220 81V90H221V95L219 97H215L212 98L213 96H211L212 100L210 101V103L208 104L206 110L204 111L203 116L201 117H196L194 119H185L182 117H175V116H171L169 114V112L167 113L165 111V109L159 104V101H155L156 99L159 100L158 98H156L153 100L152 98L150 99L149 96L151 95V91H149L150 95L148 96V94H145L144 91L148 90L146 89V87L144 86L145 84H143L142 86L145 87L146 90H144L143 92H136L134 94H132V96L123 102L120 105V102L117 100V102L119 103V106L114 107L113 105V109L111 108V112H109L110 116L107 115V117L109 116V119L107 120L109 122H111V124L113 123L112 128H100V131L98 134V138H96L95 141H90V142H79V141H69V140H64V139H59L56 137H47V136H43V138H34L32 140L29 139H25V140H21L19 141V150H21L24 155L30 159L32 161V164L34 166V170H36L39 175L38 178H40V180L47 184V186L50 188V190L52 192H54L60 199H62L63 201H73V202H77L78 204L80 203L79 208L77 209L76 207V211H77V215L79 214L81 217H84V219H89L88 217L93 216L95 220H106L108 219L109 212H112L115 209H118L119 207H123L125 208L127 211L129 212H133L136 210V208L138 207H142L145 210V213H149L150 211H154L153 209H157L159 211L156 212V214H158L157 216V220L155 223V229H153V232L155 231V233H159L161 234V236H164L167 238V240H172L174 242H178L182 239L187 240L190 243H193L192 245H195L197 243V240L195 239V229L198 227H204L206 232V235H204L205 238L208 237H214L215 235H218V233H221V231L227 230L228 228L232 227L234 224L236 225L237 223H240L241 221L247 220L248 218L250 220V222H252V219L256 218L259 214L260 208L264 205L262 199L264 197H261V189L258 186V181L257 178H260L261 176L264 175V164L263 165H259L256 167L251 166L254 162H258L259 160L262 159V153L259 152V150H257L258 148H254L250 147L249 145H247L248 149L245 150L244 149V144L245 142L242 141V134L245 135V138L248 140H253V139H257L259 138L260 141H262V139L264 140V133L262 132L263 129V124H264V90L262 89V87L260 86H250V90L248 91V93H246L247 91H245V87L247 86V82H245L247 79L242 80L240 78L242 77H236L233 73V71H231ZM247 73V71H246ZM3 74V73H2ZM7 74V73H5ZM9 74V73H8ZM13 74V73H12ZM11 74V75H12ZM15 74V73H14ZM18 74V75H19ZM25 74V73H24ZM23 74V76H24ZM39 74V73H38ZM50 74V73H48ZM52 74V71H51ZM59 74V73H58ZM66 74V73H65ZM79 74V73H78ZM76 73V76L78 75ZM105 74V73H104ZM107 74V73H106ZM110 74V73H109ZM108 74V75H109ZM117 74V73H116ZM115 74V75H116ZM123 74V71H122ZM140 74V73H139ZM150 74V73H149ZM146 73V75H149ZM153 74V71H152ZM167 74V73H166ZM173 74V73H172ZM253 74V73H252ZM262 74V73H260ZM4 75V74H3ZM10 75V74H9ZM22 75V74H21ZM20 75V76H21ZM28 75V74H27ZM37 75V74H36ZM41 75V74H40ZM61 75V74H60ZM92 75V74H91ZM99 75V74H98ZM114 75V74H113ZM126 75V74H123ZM122 75V76H123ZM155 75V74H154ZM208 75V74H206ZM250 75V74H249ZM257 75V74H256ZM8 77V75H6ZM16 76V74H15ZM29 76V75H28ZM31 76V75H30ZM33 76V74H32ZM42 76V75H41ZM52 76V75H51ZM65 76V75H64ZM73 76V75H72ZM102 76V75H101ZM106 76V75H105ZM103 76V77H105ZM119 76V75H117ZM144 76V75H143ZM151 76V74H150ZM159 76V75H158ZM243 77L245 75H242ZM253 76V75H252ZM251 76V77H252ZM258 76V75H257ZM264 76V75H263ZM3 77V76H2ZM6 77V78H7ZM13 77V76H12ZM17 77V76H16ZM35 77V76H34ZM43 77V76H42ZM46 77V76H45ZM60 77V76H59ZM69 77V76H68ZM67 77V78H68ZM71 77V76H70ZM79 77V76H78ZM99 77V76H98ZM96 76V78H98ZM111 77V76H110ZM121 77V76H120ZM119 77V78H120ZM194 77V76H193ZM198 77V76H197ZM219 77V76H218ZM247 77V76H246ZM260 77V76H258ZM258 77H255L256 79H258ZM262 77V76H261ZM23 78V77H22ZM37 78V77H36ZM90 78V77H89ZM93 78V77H92ZM115 77H113L114 79ZM118 78V77H116ZM130 78V77H129ZM140 78V75H139ZM146 78V77H145ZM152 78V77H151ZM156 78V77H154ZM153 78V79H154ZM159 78V77H158ZM157 78V79H158ZM172 80V77H170ZM202 78V77H201ZM214 78V77H213ZM212 78V79H213ZM216 78V76H215ZM264 78V77H263ZM262 78V79H263ZM5 81V78H3ZM2 79V82H4ZM11 79V78H9ZM13 79V78H12ZM17 81L19 80L18 78H16ZM21 79V78H20ZM33 79V78H32ZM52 79V78H51ZM82 79V78H81ZM106 79V77H105ZM112 79V78H110ZM123 79V77L121 78ZM156 79V80H157ZM165 79V78H164ZM167 79V78H166ZM169 79V78H168ZM198 79V78H197ZM200 79V78H199ZM255 79V80H256ZM8 80V79H7ZM23 80V79H22ZM42 80V79H41ZM53 80V79H52ZM79 80V79H78ZM83 80V79H82ZM98 80V79H97ZM118 80V79H117ZM127 80V79H125ZM156 80H153V83L156 82ZM159 80V79H158ZM170 80V81H171ZM209 80V79H208ZM249 80V79H248ZM38 81V80H37ZM54 81V80H53ZM58 81V80H57ZM60 81V80H59ZM70 81V80H69ZM85 81V80H84ZM88 81V80H87ZM104 81V79H103ZM111 81V80H108ZM114 81V80H113ZM151 81V80H150ZM163 81V80H161ZM169 81V80H168ZM195 81V80H194ZM205 81V80H204ZM218 81V82H219ZM259 81V80H257ZM1 82V83H2ZM10 82V81H9ZM16 82L14 79L10 82ZM34 82V81H33ZM43 82V81H42ZM49 81H47L48 83ZM62 82V81H61ZM116 82V80H115ZM113 82V83H115ZM136 82V81H135ZM134 82V83H135ZM139 82V81H138ZM140 82L141 79H140ZM144 82V81H143ZM142 82V83H143ZM152 82V81H151ZM216 82V80L214 81ZM251 82V81H250ZM249 82V83H250ZM254 82V79L252 81V83ZM17 83V82H16ZM22 83L18 81V84ZM25 85V82H23ZM32 83V80H31ZM30 83V84H31ZM38 83V82H37ZM40 83V81H39ZM38 83V84H39ZM45 83V82H44ZM63 83V82H62ZM73 83V81H72ZM76 83V81L74 82ZM81 83V82H80ZM79 83V84H80ZM87 83V82H86ZM99 83V82H98ZM104 83V82H103ZM107 83V82H106ZM105 83V84H106ZM112 83V82H111ZM120 83V81H119ZM121 83H123L121 81ZM208 83V82H207ZM251 83V84H252ZM7 84V83H6ZM15 84V83H13ZM36 84V83H35ZM34 84V85H35ZM53 84H56L55 82H53ZM58 84V83H57ZM83 84V83H82ZM85 84V83H84ZM91 84V83H90ZM93 84V83H92ZM150 84V83H149ZM168 84V82H167ZM171 84L172 81H171ZM176 84V83H175ZM186 84H188V82H186ZM209 84V83H208ZM218 84V83H217ZM259 84V83H258ZM5 85V84H3ZM74 85V84H73ZM96 85V84H95ZM109 85V84H108ZM118 85V84H116ZM132 85V84H131ZM136 85V83H135ZM151 85V84H150ZM161 85V84H160ZM174 85V84H173ZM206 85V84H203ZM216 85V84H215ZM254 85V83H253ZM257 85V84H256ZM2 86V85H1ZM17 86V85H15ZM44 86V85H43ZM105 86V85H104ZM110 86V85H109ZM108 86V87H109ZM115 86V85H113ZM134 86V85H133ZM139 86V85H138ZM141 86V85H140ZM139 86V88H140ZM148 88H150L148 85H146ZM159 86V84L157 85ZM166 86V85H165ZM169 85H167L168 87ZM212 86V85H211ZM214 86V85H213ZM217 86V85H216ZM7 87V85H6ZM9 87V86H8ZM21 87V84L20 86ZM25 88H27L26 86H24ZM34 87V86H33ZM40 87V86H39ZM38 87V88H39ZM59 87V85H58ZM57 87V88H58ZM66 87V86H64ZM78 87V85H77ZM80 87V85H79ZM78 87V89H79ZM89 87V86H88ZM107 87V86H106ZM128 87V86H127ZM131 87V86H130ZM137 87V85H136ZM154 87V86H153ZM173 87V86H172ZM171 87V88H172ZM206 87V86H205ZM209 87V86H208ZM249 87V86H248ZM11 88V86H10ZM9 88V89H10ZM13 88V87H12ZM11 88V89H12ZM23 88V89H25ZM60 88V87H59ZM62 88V87H61ZM72 88V87H71ZM91 88V87H90ZM94 88V87H93ZM100 88V87H99ZM175 88V86H174ZM199 88V87H198ZM4 89V88H1ZM8 89V88H7ZM17 89V87H16ZM34 89V88H33ZM50 89V88H49ZM70 89V88H68ZM86 89V88H85ZM114 89V88H113ZM117 89V88H116ZM130 89V88H129ZM132 89V87H131ZM130 89V90H131ZM134 89V88H133ZM141 89V88H140ZM152 89V88H151ZM163 89V88H162ZM167 89V88H164ZM170 89V88H168ZM201 89V88H200ZM208 89V88H207ZM216 89V88H215ZM218 89V88H217ZM22 90V89H20ZM27 89H25L26 91ZM31 90V89H30ZM59 90V89H58ZM62 90V89H61ZM60 90V91H61ZM74 90V89H72ZM92 90V89H91ZM96 89L94 88L93 91H95ZM106 90V89H105ZM104 90V91H105ZM109 90V89H108ZM119 90V89H118ZM122 91V89H120ZM137 90V89H135ZM173 90V89H172ZM211 90V89H210ZM8 91V90H7ZM10 91V90H9ZM14 91V90H12ZM16 91V90H15ZM35 91V89H34ZM51 91V90H50ZM64 91V89H63ZM77 91V90H76ZM83 91V90H82ZM107 91V90H106ZM127 91V89H126ZM124 91V92H126ZM142 91V89H141ZM154 91V90H153ZM152 91V92H153ZM161 91V90H160ZM4 92V91H3ZM2 92V93H3ZM23 92V91H22ZM21 92V93H22ZM46 92V91H45ZM58 92V91H57ZM62 92V91H61ZM68 92V91H67ZM74 92V91H73ZM78 92V91H77ZM85 92V91H84ZM98 92V91H97ZM102 92V91H101ZM117 92V90H116ZM123 92V93H124ZM148 93V91H146ZM158 92V91H157ZM5 93V92H4ZM9 93V92H8ZM14 93V92H12ZM30 93V91H29ZM32 93V91H31ZM35 93V92H34ZM50 93V92H49ZM65 93V92H64ZM69 93V92H68ZM108 93V91H107ZM115 93V92H114ZM122 94V92H120ZM130 91H129V95H130ZM205 93V91L203 92ZM1 94V93H0ZM19 94V92L17 93ZM16 94V95H17ZM33 94V93H32ZM31 94V95H32ZM38 94V93H37ZM35 93V95H37ZM40 94V93H39ZM43 94V93H42ZM42 94H41V98H42ZM47 95V93H45ZM59 94V93H58ZM75 94V93H73ZM77 94V93H76ZM90 94V93H88ZM109 94V93H108ZM112 94V93H111ZM118 94V93H117ZM128 94V93H127ZM153 94V93H152ZM157 93H155L156 95ZM165 94V92L163 93ZM220 94V93H218ZM15 93L12 96H16ZM20 95V94H19ZM18 95V96H19ZM24 97V92L23 94ZM34 95V94H33ZM34 95V96H35ZM51 95V94H50ZM80 95V94H79ZM78 95V96H79ZM94 95V94H93ZM98 95V94H97ZM114 95V94H112ZM124 95L126 96V94L124 93ZM158 95V94H157ZM160 95V94H159ZM195 95V94H194ZM3 96V95H2ZM7 95L5 94V97ZM11 96V97H12ZM29 96V94H28ZM39 96V95H38ZM56 96V94H55ZM59 96H63L59 95ZM70 96V95H69ZM88 96V95H87ZM86 96V97H87ZM111 96V95H110ZM153 96V95H152ZM162 96V95H161ZM167 96V94H165V97ZM209 96V94L207 95ZM1 97V96H0ZM13 97V98H14ZM21 97V96H20ZM22 97V98H23ZM33 97V96H32ZM49 96H47L48 98ZM52 97V96H51ZM57 97V96H56ZM55 97V98H56ZM68 97V96H67ZM83 97V96H81ZM91 97V96H90ZM112 97V96H111ZM158 97V96H157ZM185 97V96H184ZM10 97H7V99ZM31 98V96H30ZM37 98V97H34ZM53 98V97H52ZM58 98V97H57ZM62 98V97H61ZM69 98V97H68ZM71 98V97H70ZM80 98V96H79ZM92 98L95 99V97L93 96ZM107 98V97H106ZM115 98V95H114ZM160 98V97H159ZM163 98V97H161ZM167 98V97H166ZM202 98V97H201ZM208 98V97H207ZM27 98H24V100ZM43 99V98H42ZM46 99V96L45 98ZM49 99V98H48ZM75 101L78 98H74ZM81 99V98H80ZM84 99V98H83ZM82 99V100H83ZM118 99V98H115ZM122 99V100H123ZM209 99V98H208ZM2 100V97H1ZM13 99H10V101H12ZM33 100V99H32ZM35 100V99H34ZM33 100V101H34ZM38 100V98H37ZM51 100V99H49ZM67 100V99H66ZM65 100V101H66ZM102 100V98H101ZM100 100V102H101ZM104 100V99H103ZM102 100V101H103ZM109 101V99H107ZM113 100V99H112ZM167 100V99H165ZM188 100V99H185ZM204 100V99H203ZM210 100V99H209ZM3 101V100H2ZM4 101H6L4 99ZM9 101V99H8ZM10 101L8 103H10ZM28 101V100H27ZM31 101V102H33ZM39 101V100H38ZM48 101V100H47ZM73 101V100H72ZM90 101V100H89ZM111 101V100H110ZM114 101V100H113ZM201 101V100H199ZM17 102V101H16ZM25 101H22V103ZM35 102V101H34ZM45 100H44V104H45ZM78 102V101H77ZM76 102V103H77ZM83 101H81L82 103ZM85 102V100H84ZM93 102V101H91ZM116 102V103H117ZM206 102V101H204ZM203 102V103H204ZM208 102V101H207ZM13 103L15 104L14 100ZM18 103V102H17ZM38 103V102H37ZM43 103V101H42ZM50 103H52V101H50ZM79 103V102H78ZM105 103V102H104ZM108 103V102H107ZM112 103V102H111ZM186 103V102H185ZM188 103V101H187ZM12 104V105H14ZM26 104V102L24 103ZM35 104V103H34ZM39 104V103H38ZM49 104V103H48ZM84 104V103H83ZM82 104V105H83ZM92 104V103H91ZM102 105V103H100ZM113 104V103H112ZM115 104V103H114ZM17 105V104H16ZM29 105V104H28ZM31 105V103H30ZM42 105V104H40ZM58 105V102H57ZM74 105V103H73ZM111 105V104H110ZM170 105V102H169ZM199 105V104H198ZM11 106V105H10ZM44 105L41 106V108ZM77 106V105H76ZM79 106V105H78ZM90 106V105H89ZM100 107V105H98ZM166 106V105H164ZM181 106V104H180ZM15 108V106H12V108ZM47 107V106H46ZM50 107V106H48ZM53 107V106H52ZM68 107V106H65ZM81 107V106H80ZM85 107V106H84ZM112 107V106H111ZM171 107V105H170ZM4 107H2L3 109ZM33 108V107H31ZM30 108V109H31ZM45 108V107H43ZM42 108V109H43ZM58 108V107H57ZM90 108V107H89ZM109 108V107H108ZM22 109V108H21ZM26 109V108H24ZM48 109V108H47ZM61 109V108H60ZM66 109V108H65ZM76 109V108H75ZM78 109V108H77ZM76 109V110H77ZM84 109V108H83ZM92 109V108H91ZM95 110V108H93ZM92 109V110H93ZM97 109V107H96ZM101 109V108H100ZM106 109V108H104ZM168 109V108H167ZM166 109V110H167ZM172 109V108H170ZM4 110V109H3ZM16 110V109H15ZM14 110V111H15ZM27 110V109H26ZM56 110V108L54 109ZM67 110V109H66ZM70 110V109H69ZM68 110V111H69ZM98 110V109H97ZM102 110V109H101ZM108 110V109H107ZM106 110V111H107ZM110 110V108H109ZM175 110V109H174ZM8 111V110H7ZM13 111V110H11ZM30 111V110H28ZM49 110H47L46 112H48ZM58 111V110H57ZM56 111V112H57ZM83 111V110H82ZM169 111V110H168ZM4 113L1 115L5 114V111H3ZM60 112V111H59ZM57 112V113H59ZM79 112V111H78ZM87 112V111H86ZM90 112V111H89ZM88 112V113H89ZM11 115L14 112H10ZM16 113V111H15ZM19 113H21L19 111ZM18 113V114H19ZM65 113V112H64ZM95 113V112H94ZM99 114V112H97ZM106 113V112H103ZM22 114V113H21ZM25 114V112H24ZM27 114V113H26ZM32 114V113H31ZM60 114V113H59ZM66 114V113H65ZM83 114V113H82ZM93 114V113H90ZM108 114V113H106ZM34 115V114H33ZM36 115V114H35ZM48 115H50L48 113ZM55 115V114H54ZM62 115V114H60ZM69 115V114H68ZM71 115V114H70ZM75 115V114H74ZM87 116V114H85ZM20 116V114H19ZM23 116V115H21ZM65 116V115H64ZM90 116V115H88ZM87 116V117H88ZM92 116V115H91ZM100 116V115H99ZM4 117V116H3ZM27 117V116H26ZM34 117V116H33ZM41 117V116H40ZM43 116V120H44ZM54 117V116H53ZM75 117V116H74ZM96 117V116H95ZM102 118V116H100ZM9 118V117H8ZM24 118V117H23ZM31 118V117H30ZM35 118V117H34ZM51 118V115H50ZM57 118V117H56ZM66 118V116H65ZM14 119V117H13ZM38 119V118H37ZM53 120V118H51ZM75 119V118H74ZM90 119V118H89ZM96 119V118H95ZM94 119V121H95ZM3 120V119H2ZM24 121L26 119H23ZM28 120V119H27ZM33 120V119H32ZM58 119H56L57 121ZM60 120V119H59ZM63 120V118H62ZM65 120V119H64ZM19 121V120H18ZM30 121V120H29ZM46 121V120H44ZM48 121V120H47ZM76 121V120H75ZM92 121V120H91ZM99 121V120H98ZM98 121H97V125H98ZM101 121V120H100ZM12 122V121H11ZM14 122V121H13ZM42 122V119H41ZM54 122V121H53ZM82 122V120H81ZM88 122V121H87ZM104 122V120H103ZM1 123V122H0ZM6 123V122H5ZM31 123V122H30ZM34 123V122H33ZM64 123V122H62ZM61 123V125H63ZM67 123V122H66ZM105 123V122H104ZM103 123V124H104ZM11 124V123H10ZM13 124V123H12ZM16 124V123H15ZM39 124V123H38ZM44 124V123H42ZM52 124V123H51ZM54 124V123H53ZM52 124V126H53ZM56 124V123H55ZM94 124V123H92ZM106 124V123H105ZM109 124V123H108ZM6 125V124H5ZM21 125V123H20ZM25 125V122L24 124ZM28 125V124H27ZM31 126V124H29ZM45 125V124H44ZM47 125V123H46ZM74 125V124H73ZM77 125V124H76ZM88 125V124H87ZM96 123L95 126L97 127ZM22 126V125H21ZM80 126V125H79ZM90 126V125H89ZM102 126V125H101ZM110 126V125H109ZM1 127V126H0ZM19 127V126H18ZM33 127V126H32ZM48 127V126H46ZM45 127V128H46ZM54 127V126H53ZM57 127V126H56ZM85 127V126H83ZM99 127V126H98ZM107 127V126H106ZM20 128V127H19ZM30 128V127H29ZM39 128V127H38ZM40 128L42 129V127L40 126ZM50 128V127H49ZM58 128V127H57ZM93 128V126H92ZM51 129V128H50ZM60 130V126L58 128ZM68 129V128H67ZM73 129L70 127V130ZM79 129V127H78ZM87 128H85L84 130H86ZM95 129V128H94ZM98 129V128H97ZM104 129V130H103ZM10 130V128L8 129ZM34 130V129H32ZM44 130V128H43ZM49 130V129H48ZM47 130V131H48ZM53 129H51L52 131ZM82 130V129H81ZM88 130V129H87ZM86 130V131H87ZM25 131H27V129H25ZM50 131V132H51ZM55 131V130H54ZM63 131V130H60ZM78 131V130H76ZM83 131V130H82ZM11 132V131H10ZM28 132V131H27ZM37 132V131H36ZM44 132V131H43ZM42 132V133H43ZM91 132V131H90ZM96 133V131H94ZM23 133V132H22ZM31 133V131H30ZM40 133V132H39ZM46 133V132H45ZM48 133V132H47ZM81 133V132H80ZM85 133V132H84ZM88 133V132H87ZM24 134V133H23ZM22 134V135H23ZM29 134V132H28ZM27 134V135H28ZM60 134V133H59ZM67 134V133H65ZM69 134V133H68ZM14 135V133H13ZM12 135V136H13ZM42 135V134H41ZM39 135V136H41ZM47 135V134H46ZM51 135V134H50ZM76 135V134H75ZM78 135V134H77ZM86 135V134H85ZM89 135V134H88ZM93 135V134H92ZM11 136V138H12ZM15 136V135H14ZM18 136V135H17ZM26 136V135H25ZM91 136V135H90ZM4 137H7L6 135ZM31 137V136H30ZM60 137V136H59ZM95 137V136H94ZM14 138V137H13ZM28 138V137H27ZM245 140V139H244ZM1 141V140H0ZM249 142V141H248ZM247 142V143H248ZM258 141H256L257 143ZM11 143V141H10ZM246 143V144H247ZM16 144V143H14ZM253 144V143H251ZM13 145V144H12ZM263 145V144H260ZM16 146V145H15ZM259 146V145H258ZM2 147V146H1ZM246 147V146H245ZM5 148V146H4ZM264 148V146H263ZM1 150V149H0ZM4 150V149H3ZM9 149H6V151ZM262 151V150H260ZM264 151V150H263ZM10 152V151H9ZM21 152V153H22ZM3 153V151H2ZM17 153V152H16ZM20 153V151H19ZM20 153V154H21ZM264 153V152H263ZM15 155V154H14ZM19 158V157H17ZM26 158V160H27ZM29 161V160H28ZM16 162V161H15ZM261 162V161H260ZM20 164V163H19ZM31 164V166H32ZM18 165V164H16ZM24 165V164H22ZM24 167V166H23ZM29 168V167H28ZM20 169V168H19ZM33 169V168H32ZM33 170V171H34ZM22 171V170H21ZM24 171V170H23ZM30 173V172H29ZM34 173V172H33ZM23 177V176H22ZM264 177V176H263ZM6 179V178H5ZM262 179V178H261ZM2 180V178H1ZM16 180V178H15ZM21 180V179H20ZM260 181V180H259ZM264 181V180H263ZM9 182V181H8ZM11 183V182H10ZM38 183V182H37ZM3 184V183H2ZM15 184V183H14ZM13 184V185H14ZM39 184V183H38ZM235 184H239L235 187ZM261 184V183H259ZM11 185V184H10ZM17 186V185H16ZM34 186V185H32ZM36 186V185H35ZM12 187V186H11ZM1 188V187H0ZM10 188V187H8ZM236 188L239 190L237 191ZM11 189V188H10ZM15 189V188H14ZM22 189V187H21ZM24 190V189H23ZM33 190V189H30ZM264 190V189H262ZM19 191V190H18ZM25 191V190H24ZM12 192V191H10ZM34 192V191H33ZM14 193V192H13ZM12 193V194H13ZM19 192H17L18 194ZM217 194L215 197L213 196V194ZM264 193V191H263ZM262 193V194H263ZM20 194V193H19ZM25 194V193H24ZM38 194V193H37ZM48 194H50L48 192ZM14 196V195H13ZM31 196V195H30ZM29 196V197H30ZM42 196V195H41ZM44 196H48V195H44ZM33 197V196H31ZM39 197V194H38ZM52 197V196H51ZM10 198V197H9ZM23 198V197H22ZM28 198V197H27ZM40 198V197H39ZM43 198V197H42ZM47 198V197H46ZM49 198V197H48ZM56 198V197H55ZM11 199V198H10ZM9 199V200H10ZM45 199V198H44ZM17 200V199H15ZM26 200V199H25ZM31 200V199H29ZM43 200V199H42ZM51 201V198L49 199ZM54 200V198H53ZM58 200V199H56ZM55 201V200H54ZM13 202V200H12ZM46 202V201H45ZM48 202V201H47ZM60 202V201H59ZM30 203V202H29ZM6 204V203H5ZM13 204V203H12ZM22 204V203H21ZM20 204V205H21ZM39 204V203H38ZM63 204V203H62ZM10 206L11 205L10 203ZM23 206V205H22ZM2 207V206H1ZM0 207V209H1ZM6 207V206H4ZM41 207V205H40ZM50 207V206H49ZM29 208V207H28ZM31 208V207H30ZM29 208V209H30ZM42 208V207H41ZM44 208V207H43ZM42 208V209H43ZM47 208V206H46ZM45 208V209H46ZM263 208V207H262ZM261 208V209H262ZM3 209V208H2ZM20 209V208H19ZM18 209V210H19ZM44 209V210H45ZM59 209V208H58ZM10 211L11 208L9 209ZM54 210V209H53ZM263 210V209H262ZM261 210V211H262ZM1 211V210H0ZM7 211V210H6ZM16 211V209H15ZM14 211V212H15ZM21 211V209H20ZM19 211V212H20ZM30 211V210H29ZM41 211V210H40ZM49 211V210H48ZM57 211V210H56ZM75 211V210H74ZM13 212V213H14ZM17 212V213H19ZM24 212V211H23ZM27 212V211H26ZM35 212V211H34ZM38 212V211H37ZM43 212V211H42ZM45 212V211H44ZM51 212V211H50ZM2 213V211H1ZM7 213V212H6ZM29 213V212H28ZM27 213V214H28ZM31 213V212H30ZM36 213V212H35ZM54 213V212H53ZM52 213V214H53ZM8 214V213H7ZM11 214V213H10ZM9 214V215H10ZM34 214V213H33ZM40 214V213H39ZM38 214V215H39ZM60 214V213H59ZM65 214V213H64ZM9 215H6L9 216ZM24 215V214H23ZM30 215V214H29ZM51 215V213L49 214ZM48 215V216H49ZM55 215V214H54ZM58 215V214H57ZM55 215V216H57ZM73 215V214H72ZM71 215V216H72ZM154 215V212H152V216ZM260 215V214H259ZM11 216V215H10ZM17 216V215H16ZM151 216V215H150ZM1 217V216H0ZM36 217V215H35ZM50 217V216H49ZM143 217V216H142ZM155 217V216H154ZM259 217V216H258ZM257 217V218H258ZM263 217V216H262ZM261 217V218H262ZM8 218V217H7ZM15 218V216H14ZM26 218V217H25ZM30 218V216H29ZM47 218V217H46ZM121 218V217H120ZM147 218V217H146ZM1 219V218H0ZM19 219H22L19 218ZM38 219V218H37ZM40 219V218H39ZM52 219V217H51ZM143 219V218H142ZM153 219V218H152ZM4 220H6L4 218ZM16 220V219H15ZM32 220V219H31ZM30 220V221H31ZM48 220V219H47ZM109 220V219H108ZM155 220V219H154ZM255 220V219H254ZM260 220V217H259ZM264 220V219H263ZM10 221V220H8ZM28 221V219H27ZM35 221V220H34ZM43 221V220H41ZM40 221V222H41ZM46 221V220H45ZM55 221V220H54ZM86 221V220H85ZM83 221V222H85ZM145 221V220H144ZM143 221V222H144ZM239 221V222H238ZM17 222V221H16ZM15 222V223H16ZM24 222V221H23ZM39 222V223H40ZM49 222V220L47 221ZM101 223V221H99ZM142 222V223H143ZM257 222V221H256ZM255 222V223H256ZM18 223V222H17ZM34 223V222H33ZM106 223V222H105ZM117 223V222H116ZM122 223V222H121ZM148 223V222H147ZM242 223V222H241ZM249 222H246V224H248ZM261 223V222H259ZM258 223V224H259ZM9 224V223H8ZM7 224V225H8ZM20 224V223H19ZM37 224V223H36ZM66 224V223H65ZM71 224V222H70ZM87 224V223H86ZM262 224V223H261ZM260 224V226H261ZM264 224V223H263ZM262 224V225H263ZM10 225H13L10 224ZM8 225V226H10ZM16 225V224H15ZM64 225V224H63ZM105 225V224H104ZM146 225V224H145ZM150 225V224H149ZM153 225V223H152ZM239 225V224H237ZM245 225V224H244ZM253 225V224H252ZM2 226V225H1ZM59 226V225H58ZM250 226V225H247ZM255 226V225H254ZM254 226H252V228H254ZM7 227V226H6ZM20 227V226H19ZM64 227V226H62ZM144 227V226H143ZM237 227V226H236ZM235 227V229H236ZM251 227V226H250ZM258 227V226H257ZM3 228V227H2ZM8 228V227H7ZM9 228L12 229V226H10ZM23 228V227H22ZM21 228V229H22ZM61 228V227H60ZM79 228V227H78ZM110 228V227H108ZM151 228V227H150ZM233 228V227H232ZM242 228V227H239ZM256 228V227H255ZM260 228V227H259ZM264 228V227H262ZM16 229V227H15ZM20 229V228H19ZM20 229V230H21ZM77 229V228H76ZM116 229V228H115ZM200 229V228H199ZM247 229V228H246ZM2 230V229H1ZM60 230V229H59ZM80 230V228H79ZM230 230V229H229ZM233 230V229H231ZM238 230V229H237ZM254 230V229H253ZM258 230V229H257ZM262 230V229H260ZM10 231V232H11ZM19 231V230H18ZM22 231V230H21ZM91 231V230H90ZM239 231V230H238ZM242 231V230H240ZM239 231V233H240ZM264 231V230H263ZM262 231V232H263ZM9 232V233H10ZM71 232V231H70ZM233 232V231H232ZM251 232V231H250ZM254 232V231H253ZM12 233V232H11ZM79 233V232H78ZM82 233V231H81ZM131 233V232H130ZM129 233V234H130ZM151 233V232H150ZM235 233V232H234ZM237 233V232H236ZM243 233V232H242ZM241 233V234H242ZM70 234V233H69ZM92 234V233H91ZM155 234V236H156ZM226 234V233H225ZM238 234V233H237ZM261 234V231H260ZM20 235V234H19ZM22 235V234H21ZM87 235V234H85ZM84 235V236H85ZM10 236V234H9ZM62 236V235H61ZM65 236V235H64ZM82 236V234H81ZM91 236V235H90ZM100 236V235H99ZM220 236V235H219ZM237 236V235H236ZM235 236V237H236ZM16 237V233L15 236ZM59 237V235H58ZM63 237V236H62ZM86 237V236H85ZM89 237V236H88ZM98 237V236H97ZM106 237V236H104ZM103 237V238H104ZM128 237V236H127ZM131 237V236H130ZM151 237V236H149ZM216 237V236H215ZM225 237V236H224ZM60 238V237H59ZM64 238V237H63ZM90 238V237H89ZM95 238V237H93ZM122 238V237H120ZM159 238V236H158ZM223 238V237H222ZM238 238V237H237ZM259 238V243H260V248L262 247V249L259 250V253H257L256 257H255V261L257 264H264V232L262 235H260ZM25 239V238H24ZM66 239V238H65ZM77 239V238H76ZM86 239V238H84ZM99 239V238H98ZM126 239V237L124 238ZM130 239V238H128ZM133 238L131 237V240ZM225 239V238H224ZM240 239V238H239ZM1 240V239H0ZM19 240V239H17ZM22 240V239H21ZM27 240V239H26ZM37 240V239H36ZM59 240V239H57ZM97 240V239H96ZM103 240V239H101ZM100 240V242H101ZM207 240V239H206ZM206 240H202L199 245H201L202 243L205 245ZM209 240V238H208ZM252 240V239H251ZM13 241V240H11ZM25 241V240H24ZM88 241V240H87ZM91 241V240H90ZM109 241V238H108ZM121 241V240H120ZM224 241V240H223ZM225 241H227L225 239ZM230 241V240H229ZM244 241V240H243ZM258 242V240H256ZM255 241V243H256ZM23 242V241H22ZM33 242V240H32ZM98 242V241H97ZM213 241V245H214ZM240 242V241H239ZM250 242V241H249ZM252 242V241H251ZM29 243V242H28ZM34 243V242H33ZM78 243V242H77ZM84 243V242H83ZM94 243V241H93ZM125 243V242H124ZM221 243V242H220ZM227 243V242H226ZM230 242H228L229 244ZM236 243V242H235ZM246 243V241H245ZM20 243H18L17 245H19ZM23 244V243H22ZM65 245L67 243H64ZM88 244V242H87ZM92 245V242L90 243ZM119 244V243H118ZM118 244L116 243L115 247L118 246ZM127 244V243H126ZM219 244V243H218ZM225 244V242H224ZM231 244V243H230ZM248 244V243H246ZM84 245V244H83ZM174 245V244H173ZM198 245V246H199ZM204 245V250L202 249V252L200 255L194 256L192 253L190 252H183L181 253L179 256L176 257V259H173V257L171 256H167L170 257L174 260L173 264H208V262H212L213 260H220V259H224V253L222 254V252L217 249L218 247H211L209 249H206ZM217 245V244H216ZM222 245V244H221ZM240 245V244H239ZM254 247L255 244L253 243ZM16 246V245H15ZM35 246V244H34ZM87 246V245H86ZM89 246V245H88ZM105 246V244H104ZM103 246V247H104ZM125 246V245H124ZM144 246V245H143ZM142 246V247H143ZM151 246V245H150ZM211 246V245H209ZM249 246V245H248ZM28 247V246H27ZM100 247V246H99ZM102 247V248H103ZM114 247V246H112ZM182 247V246H181ZM180 247V248H181ZM186 247V246H185ZM13 248V247H12ZM15 248V247H14ZM70 248V247H69ZM101 248V247H100ZM222 248V246H221ZM228 248V247H227ZM23 249V248H22ZM132 249V248H131ZM182 249V248H181ZM223 249V248H222ZM233 249V248H232ZM235 249V248H234ZM15 250V249H14ZM13 250V251H14ZM27 250V249H26ZM25 250V252H26ZM72 250V249H71ZM105 250V249H104ZM126 250V249H125ZM129 250V249H128ZM189 250V249H188ZM225 250V248H224ZM248 250V249H247ZM250 250V249H249ZM29 251V250H28ZM235 251H237L235 249ZM239 251V250H238ZM5 252V251H4ZM10 252V251H9ZM94 252V251H93ZM96 252V251H95ZM112 252V251H111ZM243 252V250H242ZM257 252V251H256ZM17 253V252H16ZM32 253V252H30ZM73 253V252H72ZM83 253V252H82ZM103 253V252H101ZM106 250H105V254H106ZM115 253V252H114ZM119 253V252H118ZM177 253V252H176ZM233 253V252H232ZM240 253V252H238ZM244 253V252H243ZM247 253V251H246ZM3 254V253H2ZM15 254V253H14ZM22 254V251H21ZM54 254V253H53ZM84 254V253H83ZM95 254V253H94ZM131 254V252H130ZM235 254V252H234ZM245 254V253H244ZM252 254V251H251ZM12 255V254H11ZM25 255V254H24ZM116 255V254H115ZM168 255V254H167ZM175 255V254H174ZM231 255V254H230ZM16 256V255H15ZM30 256V255H29ZM35 256V255H34ZM55 256V254H54ZM92 256V255H91ZM90 256V257H91ZM98 256V255H97ZM103 256V255H102ZM111 256V255H109ZM117 256V255H116ZM138 256V254H137ZM143 256V255H141ZM249 256V255H248ZM1 257V256H0ZM6 257V256H5ZM9 257V256H8ZM17 257V256H16ZM28 257V256H27ZM53 257V256H52ZM76 257V256H75ZM81 257V256H80ZM86 257V256H85ZM89 257V256H88ZM94 257V256H93ZM115 257V256H112ZM144 257V256H143ZM147 257V255L145 256ZM144 257V258H145ZM159 257V256H158ZM166 257V258H167ZM203 257V260L199 259V258ZM253 257V256H252ZM10 258V257H9ZM22 258V257H21ZM20 258V259H21ZM25 258V257H23ZM30 259V257H28ZM74 258V257H73ZM79 258V257H78ZM102 258V257H101ZM107 258V257H105ZM121 258V257H120ZM194 258V259H193ZM233 258V255H232ZM254 258V257H253ZM50 259V257H49ZM76 259V258H75ZM74 259V260H75ZM110 259V258H109ZM108 259V260H109ZM159 259V258H158ZM169 259V258H168ZM227 259V258H226ZM230 259V258H229ZM227 259V260H229ZM234 259V258H233ZM2 260V259H1ZM0 260V261H1ZM10 260V259H9ZM38 260V259H37ZM93 260V259H92ZM91 260V261H92ZM96 260V259H95ZM100 260V259H98ZM122 260V259H121ZM132 260V259H131ZM151 260V259H150ZM173 260L170 261H166V263H171L173 262ZM201 260V262L199 263L198 261ZM20 261V260H19ZM39 261V260H38ZM45 261V260H44ZM50 261V260H49ZM77 261V260H76ZM79 261V260H78ZM85 261V260H84ZM88 261V260H87ZM86 261V262H87ZM103 261V259H102ZM105 261V260H104ZM110 261V260H109ZM108 261V262H109ZM120 261V259H119ZM118 261V263H119ZM158 261V260H157ZM223 261V260H222ZM26 261H24L25 263ZM32 262V260H31ZM81 262V261H80ZM79 262V264H81ZM106 262V261H105ZM104 262V263H105ZM121 262V261H120ZM124 262V261H123ZM225 262V260H224ZM22 263V262H21ZM27 263V262H26ZM60 263V262H59ZM67 263V262H66ZM97 263V261H96ZM107 263V262H106ZM122 263V262H121ZM159 263V262H158ZM23 264V263H22ZM92 264V263H91ZM99 264V263H98ZM111 264V261H110ZM123 264V263H122ZM131 264V262H130ZM227 264H240L239 260L237 261H228Z\"/></svg>",
    "mask_w": 264,
    "mask_h": 264
}]
</instances>
